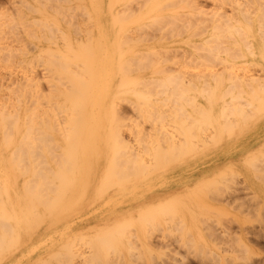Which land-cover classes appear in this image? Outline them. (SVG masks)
I'll use <instances>...</instances> for the list:
<instances>
[{"label": "rangeland", "instance_id": "374dc122", "mask_svg": "<svg viewBox=\"0 0 264 264\" xmlns=\"http://www.w3.org/2000/svg\"><path fill=\"white\" fill-rule=\"evenodd\" d=\"M13 1H15L14 3L17 5H15V4H13L12 2ZM23 1L24 0H0V15H1V17H0V32H1V34H0V37L2 38L3 37V39L0 41V46L1 45H3L4 47H2V48H4V49H2V51H1V49H0V56H3V58H0V85H2V86H0V101H2V99L4 100L3 101V103L2 102H0V105L2 104V106H3V104L4 103H6V100H7V98L8 97H10L13 101H12V103L13 104H11V106H14L15 105V107L16 106H20V103L22 104L21 106H20V108H18L17 107V109L16 110H19V113H17V115H18V117L19 118H23V115L22 114H24V116L27 114H29L30 116H27L26 115V117L25 118H27V120H26V122L27 123H25L24 122V126H27V125H29V126H31L32 124V126H33V132L36 130V135L35 134H33L34 136H35V138H37V137H41V138H43V136H45L44 138H43V140H42V145L44 144H46V143H48V144H46L47 146H41V149L39 148L40 146H37V144H36V142L37 141H39L38 139L37 140H34V141H32V145H34V142H35V146H36V148H35V151H37V149L39 150V151H37L38 153H44L43 154V156H45V157H42V155L41 156H39L42 160L41 161H43V162H41V164L42 165H44L45 163H47V165H50L49 163H48V161L47 160H45V159H43V158H46V156L48 157V154H50V152H51V149L53 148V147H51V146H56V147H54L53 149H52V152H54V153H56V155L57 156H55V154H53L52 155V153L50 154V157L51 156H53V157H49L50 159H51V161H53V160H55L56 162L54 163L55 165L57 164V165H60V162L62 161V159L59 157V154L62 152L61 150L63 149L64 151L67 149V150H69V149H71V148H73L74 147V144L76 143V140H74L75 141V143H72L73 145V147L72 146H68V147H71V148H69L68 149V147L66 146V145H61L62 143H64L65 142V144L68 142L67 140H65V139H69V142L70 141H72L70 138H69V135H71L72 136V132H73V128H71L70 126H72V124H74L75 125V123H76V125L74 126L73 125V127H76L77 125L79 126L78 127V129L80 128V130L82 131L81 132V134L82 135H80V136H82L80 139H81V141H80V139H79V142H81V143H79V145L81 144V145H83L81 148L82 149H84V152L86 153H84V154H82L83 156H81V158L80 157H78L77 158V160H76V164H73V166H71V167H69L68 165V167L69 168H67L68 170L69 169H71L72 167L73 168H75L74 166H76V168L73 170V171H75V173L74 174H70L69 172H68V174L66 175L67 177H65V175L64 174H66V172L68 171L67 169H65V170H67V171H65L64 172V176H62V174L60 173V171L58 170L57 171V169L56 168H58V166L55 168V165H50L51 167H50V169L52 168V170H51V172H53V171H55V173L56 174H58V173H60V174H58L57 176H58V178H60L59 176H62V177H65V180H67V178H73V180H75V181H72V179H70V185L68 186L66 183H64V184H66L67 186H68V190L66 191V195L64 194L63 196H64V198L66 199V196H68V199H66L67 200V203H68V200H69V203L68 204H66V200H65V202L64 201H62V200H60V201H62L61 202V204L60 205H62V203L64 202V204H63V207H64V205H65V208H59L58 210H61L62 211V213H61V211H59V213H60V215L61 214H63V215H65L66 214V220L68 221V226H71V224H72V222H77V221H79V220H84V219H86L89 215L91 216V215H93V213L94 212H98V211H104V210H98L101 206H102V204H105V203H103V201H110V200H113V199H117V198H120V197H122V196H124V195H126V194H128L127 196H126V199H123L122 200V202H125V203H122L123 205H127V206H130V205H132V206H134V207H137V208H140V207H144V208H146L147 207V209H148V206L149 207H152V208H154V209H152L151 208V210H155V209H157V207H159L160 208V210H157V213H155L154 211H152L153 213H155L152 217H151V220L150 221H148V220H146L145 219V217L143 218L144 220H142V224H144V225H141L140 223V220H138L139 221V226H138V222L136 221V219H134V221L136 222V226H133V225H135V223H134V221H132V223H131V227L129 226V229H130V231H128L127 233H129V234H136V236L138 235L137 233H135L134 231H140V234H139V238L141 239V241H143L144 243L146 242V241H148V243L146 244L147 245V247L150 249H148L147 247V250H145L146 248H139V249H135L134 251H133V255L131 256L132 257V260H133V262H134V264H264V86H262L263 84H264V63H261V62H258V64L255 62V61H250V59H253V58H255V57H259V56H261V55H264V48H263V46H264V32H263V29H264V18H262V16L261 15H264V9H262V10H259V9H257V8H260L259 6H260V4H262V6L264 7V5H263V3H260V4H258V2H262V0H256V2H254V0H251V2H250V0H248L249 1V3H251L250 4V7L248 6V4L246 5V3H244L245 2V0H237V2H236V0H225V1H220V0H217V1H215V0H212V2H211V0H197V2L198 3H203L204 4V6H203V8H197V6H199V5H196V6H194V3L196 4V0L195 1H193V0H111L112 1V3H109L110 2V0L108 1V0H51V1H49V0H47V2H46V0H25L24 1V3H23ZM27 1V2H26ZM35 1V2H34ZM48 1H49V3H48ZM66 1H67V4H66ZM118 1V2H117ZM188 1V2H187ZM231 1H232V3H231ZM240 1V2H239ZM247 0H246V2H248ZM22 2V3H21ZM34 2V3H33ZM43 4H42V3ZM46 2V3H45ZM52 2H54V4H52ZM58 2V3H57ZM69 2V3H68ZM77 2V3H76ZM78 2H80L79 4H78ZM176 2V3H175ZM185 2V3H184ZM193 2V3H192ZM215 2V3H214ZM226 2L227 4H225L224 5V3ZM264 2V1H263ZM26 3H27V6H26ZM30 3H31V6H32V10H31V8L29 9V5H30ZM39 3V4H38ZM50 3H51V5H50ZM56 3V4H55ZM65 3V4H64ZM114 3V4H113ZM191 3V4H190ZM211 3H213V5L211 4ZM223 5L222 7H221V4ZM242 4V6H241V4ZM13 4V5H12ZM23 4V5H22ZM38 4V5H37ZM44 4H47L46 6L44 5ZM58 4V5H57ZM69 4L71 5V6H69ZM76 6H74V5ZM77 4H78V6H77ZM81 4H83V5H81ZM98 4V5H97ZM110 4V5H109ZM216 4H220V6L219 5H216ZM229 4V5H228ZM230 4H232V5H230ZM235 4V5H234ZM237 4V5H236ZM240 4V5H239ZM16 7H15V6ZM44 5V6H43ZM64 5V6H63ZM72 5H73V7H72ZM194 7V9H193V7ZM212 5V6H211ZM214 5H216L215 7H214ZM233 5H234V7H236V9L234 10L233 9ZM245 5L247 6V7H245ZM251 5H253V6H251ZM259 5V6H258ZM12 6V7H11ZM20 6V7H19ZM42 6V7H41ZM53 6V7H52ZM55 6H57V8L55 7ZM82 7V8H80V7ZM132 6V7H131ZM227 6H230L229 8L227 7ZM13 7H15V8H18V9H15V10H13L14 8ZM23 7V8H22ZM24 7H25V9H27L28 11H26L25 9H24ZM60 7H61V9H60ZM65 7V9H64V11H63V8ZM162 7V8H161ZM189 7L191 8V9H189ZM196 7V8H195ZM207 7V8H206ZM208 7H211V8H208ZM214 7V9L212 10V8ZM224 7V8H223ZM242 8V7H244V9L243 10H246L247 12H245V11H242L241 13H239L238 14V12H237V10L239 9V8ZM252 7V8H251ZM253 7H254V9L255 10H253ZM41 8V9H40ZM53 8H55V9H53ZM60 10H59V9ZM66 8H67V11H66ZM70 8V9H69ZM76 8H78V9H76ZM141 8V9H140ZM220 8H222V9H220ZM246 8H251V9H246ZM12 9V10H11ZM20 9V10H19ZM21 9H23V10H21ZM33 9H35V11L33 10ZM37 9V10H36ZM53 9V10H52ZM71 9H73V10H71ZM79 9H81V10H79ZM87 11H86V10ZM110 9V10H109ZM138 9V10H137ZM197 9H198V11H197ZM199 9H200V11H199ZM204 11H203V10ZM209 9V10H208ZM211 9V10H210ZM218 9H220L219 11H220V13L221 12H223L225 9V13L226 14H231V13H235V11H236V14H234L235 15V17H236V15H238L237 17H239V18H237V20H236V18H235V20H236V24H235V21L233 20H231V23H229V25H224V26H221V28L220 27H218V28H212L211 27V25H213L214 24V22H215V18H212V17H214V15H215V13H219V11H218ZM17 10V11H16ZM31 10V11H30ZM115 10H117V11H115ZM209 12L208 14H206L207 12ZM242 9H240V11H241ZM11 11V12H10ZM21 11H24V12H21ZM33 11V12H32ZM40 11V12H39ZM47 11V12H46ZM80 11H82V12H80ZM213 11V12H212ZM233 11V12H232ZM248 11H250V12H248ZM262 11V12H261ZM3 12V13H2ZM7 12H9L8 14H7ZM15 12H16V14H15ZM18 12V13H17ZM35 12V13H34ZM38 12V13H37ZM42 12V13H41ZM51 13V14H49V13ZM62 12V13H61ZM66 13V15L64 14V13ZM87 12V13H86ZM203 12V13H202ZM206 12V13H205ZM230 12V13H229ZM6 13V14H5ZM20 13V14H19ZM25 13H27V14H25ZM29 13V14H28ZM55 13H57V14H55ZM61 13V14H60ZM86 13V14H85ZM118 13H119V16H118ZM212 13V14H211ZM213 13H214V15H213ZM219 13V14H220ZM224 13V14H225ZM245 13V14H244ZM249 13V14H248ZM4 14V15H3ZM13 14V15H12ZM17 14H19V16L17 15ZM22 14V15H21ZM54 14V15H53ZM195 14V15H194ZM198 14V15H197ZM202 14V15H201ZM210 14V15H209ZM241 14V16H239ZM248 15V16H242V15ZM252 14V15H251ZM6 15V16H5ZM11 15V17H7V16H10ZM26 15V16H25ZM42 15H44V16H42ZM51 15V16H50ZM57 15V16H56ZM60 15V16H59ZM77 15V16H76ZM193 15H194V17H193ZM203 15H205V17L203 16ZM217 15V14H216ZM215 15V16H216ZM222 15H223V13H222ZM234 15H232V16H234ZM20 16H22V17H20ZM47 16V17H46ZM76 16V17H75ZM155 16V18H153V17ZM183 16V17H182ZM202 16V17H201ZM207 16H210V17H207ZM220 16L221 15H217V19H216V22H217V20H218V18H220ZM261 16V17H260ZM5 17H7V18H5ZM13 17V18H12ZM15 17V18H14ZM30 17H32L33 18V20H32V18L30 19ZM178 17H180V18H178ZM187 17V18H186ZM193 17V18H192ZM196 17H198V18H196ZM242 17V18H241ZM246 17H250V18H246ZM260 18V20H259V18ZM264 17V16H263ZM2 18V19H1ZM11 18V19H10ZM18 18V19H17ZM51 18V19H50ZM153 18V19H152ZM210 18H211V20H210ZM234 18V17H233ZM243 18H244V20H243ZM4 19V20H3ZM12 21H10V20ZM35 19H37V20H35ZM42 21H40V20ZM50 19V20H49ZM118 19V20H117ZM155 19V20H154ZM169 19H171L170 21H169ZM176 19V20H175ZM184 19V20H183ZM191 19V20H190ZM204 19V20H203ZM206 19H207V21H206ZM246 19V20H245ZM257 19V20H256ZM261 19H262V21H261ZM8 20H9V22H8ZM20 21V23H19V21ZM30 20V21H29ZM175 20V21H174ZM182 21V23H181V21ZM201 22L200 24H199V22ZM211 22H210V21ZM214 22H213V21ZM249 20V21H248ZM5 21H6V23H8L9 24V26L11 27H9L8 26V24H6L5 23ZM17 21V22H16ZM22 21V22H21ZM46 21H47V23H46ZM52 21V22H51ZM56 21V22H55ZM82 21V22H81ZM115 21V22H114ZM116 21H119V22H116ZM123 23H122V22ZM178 21H180L179 23H177ZM187 21V22H186ZM188 21H190V23L191 24H195L193 21H196V22H198V23H196L197 25L199 24L201 27H203L204 26V28H206L205 26H207V23L209 24V22H210V24L208 25V27L206 28V29H204V28H202L203 29V32H202V29L201 30H199V27L200 26H197V25H194V26H191L192 28H190V23H188ZM204 21V22H203ZM206 21V22H205ZM251 21V22H250ZM260 21L261 23L259 24L260 25V28H261V30L259 29V25H257L258 24V22ZM28 23V24H30V25H25L26 23ZM50 22L51 23H53V25L52 24H50ZM71 22H75L74 23V25H71L70 23ZM79 22V23H78ZM89 22V23H88ZM174 22V23H173ZM176 22V23H175ZM186 22V23H185ZM202 22L204 23V24H202ZM216 22H215V24H216ZM250 22V23H249ZM5 23V24H4ZM14 23H15V25H14ZM22 23V24H21ZM36 23V24H35ZM44 23V24H43ZM46 23V24H45ZM55 23V24H54ZM72 23V24H73ZM81 23H82V25H81ZM162 23V24H161ZM172 23V24H171ZM188 23V25H187V29H186V24ZM4 24V25H3ZM16 24H18V26L16 25ZM24 24V25H23ZM41 24V25H40ZM49 24V25H48ZM57 24V25H56ZM75 24H77V25H75ZM174 24H175V26H174ZM178 25V29H177V25ZM183 24L185 25V26H183ZM202 24V25H201ZM214 24V25H215ZM232 24V25H231ZM250 24V25H249ZM7 25V26H6ZM14 27V29H16V31L18 32L17 34H16V31L15 32H13V28H12V26ZM58 26V28H57V30L55 31L54 30V28H55V26ZM86 25V26H85ZM89 25V26H88ZM171 25H172V27H171ZM180 25V26H179ZM5 26H6V28L8 29H6L5 28ZM24 26H30V27H24ZM34 26V27H33ZM37 26V27H36ZM43 27L44 29H42L41 27ZM54 28H53V27ZM67 26V27H66ZM69 26H72L73 27V31L71 30L72 28H70ZM78 26H79V28H78ZM121 26V27H120ZM195 26H196V28H195ZM230 26V27H229ZM236 27L237 26V28H235L234 30L236 31V30H239L240 32H241V34H240V32L239 31H234L233 30V27ZM246 26V27H245ZM248 26H250V27H248ZM23 27V28H22ZM49 29H48V28ZM120 27V28H119ZM161 27V28H160ZM170 27H171V29L173 28V32H175V33H172V30L170 29ZM176 27V28H175ZM183 27V28H182ZM215 27V26H214ZM226 27V29H224V28ZM228 27V28H227ZM241 28V30L240 29H238V28ZM258 27V28H257ZM36 28V29H35ZM41 28V29H40ZM64 28V29H63ZM67 28V29H66ZM118 28V29H117ZM165 28H169V29H166L165 31H168V33H170L169 35H173L172 37L171 36H169L168 34H167V32H166V34L165 33H161L162 32V30H164ZM183 29V32H182V29ZM248 28H250V29H248ZM263 28V29H262ZM1 29H4V30H1ZM12 29V30H11ZM21 29H23V30H21ZM33 29V30H32ZM46 29H47V31H46ZM61 31H60V30ZM79 29H82V31L85 29V31H86V33L83 31V32H81V30H79ZM87 29V30H86ZM184 29H186V30H184ZM211 29V30H210ZM224 29V30H223ZM228 29H229V31H228ZM7 30V31H6ZM29 30H31V31H33V32H36V33H33V32H29ZM51 30V31H50ZM54 32H53V31ZM60 32H59V31ZM78 30V31H77ZM89 30V31H88ZM169 30H170V32H169ZM180 30V31H179ZM188 30V31H187ZM194 30H195V33L193 34V32H194ZM197 30V31H196ZM212 30H213V32H215L214 34H212ZM258 30H260V31H258ZM5 31V32H4ZM9 31H11L10 33H9ZM24 31H26V33L24 32ZM28 31V32H27ZM64 31V32H63ZM77 32L75 35L72 33V32ZM129 31H132V32H129ZM158 31V32H157ZM160 31V32H159ZM187 31V32H186ZM202 33H201V32ZM217 31H220V32H218L219 34H220V37H219V34L218 33H216ZM232 31V32H231ZM233 31H234V33H233ZM3 32H4V34H3ZM6 32H7V35H6ZM21 32V33H20ZM24 32V33H23ZM49 32H51L50 34H48ZM57 32V33H56ZM66 33V34H64V35H60V34H63V33ZM80 32H81V34H80ZM91 32V33H90ZM138 32V33H137ZM182 32V33H181ZM239 33L238 35L236 34V33ZM246 34V36H245V34ZM257 32V33H256ZM15 33V34H14ZM30 33V34H29ZM42 33V34H41ZM44 33V34H43ZM55 35H54V34ZM79 33V34H78ZM128 33H129V36H128ZM148 33V34H147ZM160 33H161V35H160ZM197 33V35H195ZM230 33H232V34H230ZM260 33V34H259ZM18 34H20V36H19V39L20 40H18ZM27 34H28V36H27ZM34 34V35H33ZM53 34V35H52ZM59 34V35H58ZM67 34L69 35V39H70V41L66 38V36H67ZM131 34V35H130ZM154 34H156V35H154ZM175 34V35H174ZM210 34H212V35H210ZM226 35L224 38H223V36L222 35ZM252 34V35H251ZM254 34H256V35H254ZM262 34H263V36H262ZM44 35V37H42ZM133 35V36H132ZM165 35V36H164ZM250 35V36H249ZM27 36V37H26ZM50 37V38H48V37ZM55 36V37H54ZM63 36L65 37L64 38V40H62L63 39ZM73 36V37H72ZM90 36V37H89ZM136 38H135V37ZM139 36V37H138ZM144 37L145 38V40L142 38V37ZM148 36V38H146ZM154 37V38H152V37ZM215 36V38L214 39H212L213 37ZM218 38H217V37ZM229 36V37H228ZM245 36V37H244ZM248 36H249V38H248ZM262 38H261V37ZM7 37V38H6ZM22 37H24V39H22ZM30 37V38H29ZM34 37V38H33ZM41 37H42V39H41ZM53 37V38H52ZM62 37V39L61 40H59L58 38H61ZM76 37V38H75ZM104 37V38H103ZM167 37V38H166ZM169 37V38H168ZM212 37V38H211ZM223 39H222V38ZM227 37H228V39H227ZM260 37V38H259ZM5 38V39H4ZM13 38H15V39H13ZM32 38V39H31ZM37 38H39V39H37ZM50 39L49 41L48 40H46V39ZM78 38V39H77ZM84 38L86 39V40H84ZM88 38V39H87ZM134 40H133V39ZM161 38V39H160ZM166 38V39H165ZM204 38H206V39H204ZM217 38V39H216ZM219 38H221V40L219 39ZM247 38V39H246ZM54 39H56V46L55 45H52L53 44V42L55 41ZM67 39V40H66ZM74 40V42H73V40ZM80 39H81V41H80ZM132 39V40H131ZM207 39H208V41L210 40V42H211V44H210V42L209 43H207V45H206V43L204 44V41H206V42H208L207 41ZM252 39H254V40H252ZM257 39H259L257 42H255ZM261 39V40H260ZM4 40V41H3ZM6 40V41H5ZM13 40V41H12ZM14 40H15V42H14ZM123 40V41H122ZM215 41L214 43H212V41ZM218 41V43H216L217 41ZM219 40L222 42V44L219 42ZM227 40V41H226ZM243 42H242V41ZM8 41V42H7ZM10 41V42H9ZM21 41V42H20ZM28 41V43H25V42H27ZM50 41H52V42H50ZM66 42V45L63 43V42ZM69 41V44L67 43ZM85 41V42H84ZM99 41V42H98ZM130 41V42H129ZM249 41H250V43H252V44H250L249 43ZM8 44H7V43ZM12 42V43H11ZM19 42V44L17 45V43ZM48 42H49V44H48ZM60 42V43H59ZM80 42H82V44L80 43ZM84 42V43H83ZM244 42H246V44L244 43ZM260 42V43H259ZM2 43V44H1ZM4 43V44H3ZM11 43V44H10ZM13 43H15V44H13ZM25 43V44H24ZM75 43H76V45H75ZM86 43V44H85ZM98 43L100 44V45H98ZM224 43V44H223ZM7 44V45H6ZM10 44V45H9ZM24 44V46H22ZM27 44H28V46H27ZM33 44V46L31 47L30 45H32ZM34 44L36 45L35 47H34ZM60 44H61V46H60ZM67 44H68V48H69V50L67 49ZM83 44L85 45V46H83ZM120 44V45H119ZM204 44V45H203ZM217 44V45H216ZM219 44H221V45H219ZM245 44V45H244ZM248 44H249V46H248ZM15 45V46H14ZM79 45H82V47H84L83 49L82 48H80V46ZM86 45H88L87 47H86ZM193 46L194 48H195V50L196 51H199V52H201V54H202V51L203 52H205V50H206V52L208 53H211L212 54V52H214L213 54L214 55H218V56H220V58H222L223 59V56H224V53L225 54H227L226 52L227 51H229V56L227 57V55H225L226 56V58H227V60H225V61H228V62H232V64H230V63H228L229 64V66H231L230 68H228L232 73H234L235 72V74L237 75V73L239 72L240 74L243 72V71H246L248 74H249V72L251 73V74H254V76H256V75H258V76H260V77H258V76H256L257 77V79H259V78H262V79H260V82L262 83V87L260 86V87H258L257 88V90H252V92H251V90H247V91H245V90H242V89H237V87L235 86V88H234V86H233V88L234 89H229L228 90V92H226V91H224L225 89H224V86H225V84H227L228 82H230V81H228V82H224V80L223 81H218L217 83L216 82H214L215 84H207L208 86H205V87H203V90L201 91V90H198L199 89V87L197 86V88H195V89H192V91L190 90V89H188L187 87H185V89H186V91L184 90V86H186L187 84L186 83H188V82H186V83H184L185 82V80L184 79H186V78H188L189 77V79L191 78V76H195L197 73H199L200 71L203 73V71L206 73L207 71H208V73L210 72V66L212 67V65L213 64H215V62H210V63H212V65L211 64H209V63H207V62H205V61H203L202 62V64L204 65H206V66H208V67H206L205 65H204V67L203 66H201L202 64H201V62L199 63L198 62V64H196V63H190V61H193L192 59H200V53H199V55H197L198 54V52H196L197 54H195V50L193 49V47H190V46ZM204 46V48H203V46ZM206 45V46H205ZM211 45V46H210ZM214 46V48H213V46ZM218 45L219 46H221L220 48H218ZM252 45V46H251ZM8 46V47H7ZM22 46V48H21V50H20V47ZM26 46V48H27V50H25L26 48H24ZM40 46V47H39ZM48 46V47H47ZM70 46V47H69ZM79 46V47H78ZM224 46V47H223ZM227 46V47H226ZM233 46V47H232ZM253 46H256V49H254L253 48ZM7 47V48H6ZM57 47H58V49H57ZM71 47H73V48H71ZM89 47V48H88ZM204 49V50H202V48ZM206 47H208V48H206ZM211 49H213V50H215V51H210V48ZM217 47V48H216ZM8 48H10V50H12L11 52L13 53L11 56H9L8 55V51H9V54H10V50H8ZM13 48V49H12ZM16 48H19L18 50H15ZM39 48V49H38ZM41 48H43V50L41 49ZM66 50H65V49ZM86 48V50L84 51V49ZM101 48V49H100ZM170 48H171V50H170ZM175 48H177L176 50H177V52H179V53H177V55H176V50H175ZM178 48H179V50H178ZM181 48V49H180ZM222 48H224V49H222ZM225 48H226V50H225ZM231 48V49H230ZM24 49V50H23ZM50 49V51H48V50ZM64 49V50H63ZM132 49V50H131ZM153 49H155V50H153ZM163 49H165L166 50V52H165V50H163ZM182 49H184V51H182ZM220 49V50H219ZM229 49V50H228ZM233 49V50H232ZM249 49V50H248ZM20 50V51H19ZM40 50V52L41 53H39L38 51ZM47 50V51H46ZM53 50V51H52ZM58 50V51H57ZM90 50V51H89ZM101 50V51H100ZM120 50V51H119ZM130 50V51H129ZM149 50H151V51H149ZM159 50V51H158ZM173 50H175V51H173ZM185 50H187L186 51V53L187 54H185L184 52H185ZM207 50H209V51H207ZM222 50H225V51H223V52H221ZM234 51V52H232V51ZM238 50V51H237ZM240 50V51H239ZM252 50V51H251ZM253 50L255 51V53L257 54L256 56H251L250 57V59L249 60H247L246 58H242V55L241 54H243V51L245 52V53H251V52H253ZM22 52V53H18V52ZM68 51V52H67ZM73 51H77V53H78V55H77V53L75 52V53H73ZM89 51V52H88ZM132 52V54L135 52V54H131V53H129V52ZM154 51H156V52H154ZM170 51V52H169ZM182 51V52H181ZM219 51V52H218ZM251 51V52H250ZM2 52L4 53V52H7V55H6V53L5 54H2ZM15 52L17 53V55L15 54ZM24 52V53H23ZM25 52H26V54H25ZM44 52V53H43ZM54 53V54H52V53ZM58 52H59V54H58ZM64 52H67L66 54H62V53H64ZM87 52H88V54H90V55H88L87 54ZM125 52V53H124ZM137 52H139V53H137ZM145 52V53H144ZM206 52H205V54L204 55H207L206 54ZM217 52V53H216ZM230 52L234 55V53H235V57H237V58H233V56H230V55H232V54H230ZM237 52V53H236ZM30 53V54H29ZM37 53H39L38 54V56H37ZM52 55H51V54ZM69 53H71V54H69ZM84 53V54H83ZM151 53V54H150ZM156 53V54H155ZM158 53V54H157ZM172 53V54H171ZM173 53H175V56L176 57H174V54ZM183 54V56H185L186 55V57H183L181 54ZM240 53V54H239ZM15 54V55H14ZM25 56H24V55ZM35 54V55H34ZM41 54H42V56H41ZM46 54H48V55H46ZM55 54L57 55V56H55ZM61 54V55H60ZM67 54H69L70 56H71V58H70V56H68ZM131 54V55H130ZM138 54H140V55H138ZM154 56H153V55ZM170 54V55H169ZM185 54V55H184ZM192 56H194V58L192 57V59L191 60H189V58L191 57V55ZM212 54V55H213ZM239 54V55H238ZM4 55H6V56H4ZM22 55V56H21ZM34 55V56H33ZM46 55V56H45ZM49 55H51V57H53V58H55V60L53 59V58H51ZM54 55V56H53ZM63 55V57L64 58H66L67 57V59H69V60H72V61H70L71 63L70 64H68L67 62L69 61V60H64L61 56ZM65 55V56H64ZM74 55V56H73ZM77 55V56H76ZM137 55V56H136ZM146 55V56H145ZM167 55V56H166ZM187 55H189L188 57H187ZM239 57H238V56ZM240 55H241V58H240ZM16 56V57H15ZM77 58H76V57ZM87 56V57H86ZM131 57V58H127V57ZM139 56V57H138ZM143 56V57H142ZM148 56V57H147ZM158 56V57H157ZM180 57V59H179V57ZM198 58H197V57ZM208 56V55H207ZM10 57H11V59L13 60V61H9L10 60ZM13 57L15 58V59H13ZM23 57V58H22ZM26 57V58H25ZM36 57V58H35ZM46 57V58H45ZM56 57H58V60L60 61L61 60V58H62V60L60 61V63H59V61H58V63H57V58ZM59 57H61L60 59H59ZM69 57V58H68ZM74 57V58H73ZM80 57H83V58H80ZM120 57V58H119ZM166 57L167 58H169V60L168 59H166ZM170 57H171V59H170ZM186 58V59H183V58ZM233 59H232V58ZM5 58V59H4ZM9 58V59H8ZM25 58V59H24ZM32 58V59H31ZM48 58V59H47ZM51 58V59H50ZM132 58H135V59H133V61H132ZM137 58H139V62H138V60H137ZM162 58H163V60H162ZM172 58H174L173 60H172ZM188 58V59H187ZM219 58V59H220ZM4 59V60H3ZM18 59H20V60H18ZM29 61H28V60ZM54 60L53 62L51 61V60ZM89 59V60H88ZM119 59V60H118ZM123 59H125V61H127V62H125L126 63V65L124 64V60ZM131 59V60H130ZM143 61H142V60ZM144 59H147V61H145ZM151 59V60H150ZM165 59V60H164ZM176 59V60H175ZM194 59V60H195ZM218 59V60H219ZM1 60H3L4 62H7V64L6 65H4V62L3 61H1ZM27 60V61H26ZM78 60V61H77ZM92 60V61H91ZM181 63H179L178 61ZM183 62H182V61ZM187 60H189V61H187ZM221 60V59H220ZM15 61H17V62H15ZM21 61V62H20ZM24 61V62H23ZM50 61V62H49ZM84 62V61H86V62H84V63H79V62ZM120 61H121V63L123 64V66H122V64H120ZM159 62V64H156V63H158ZM174 61V62H173ZM185 61H187V62H185ZM196 61H198V60H196ZM195 61V62H196ZM223 61H224V59H223ZM3 62V63H2ZM8 62H10V64L8 63ZM13 62V63H12ZM30 62V63H29ZM36 62V63H35ZM40 62H42V63H40ZM44 62V63H43ZM62 62V63H61ZM64 62H66V63H64ZM130 62H132V64L130 63ZM134 62V63H133ZM188 62H189V64H188ZM194 62V61H193ZM219 62H221V64L219 63ZM243 62H245V63H243ZM249 62V64H247ZM251 62V63H250ZM254 62L257 64H254ZM15 63V64H14ZM30 65H29V64ZM48 64V65H45V64ZM49 63H51L50 65H49ZM54 63H57V64H54ZM64 63V64H63ZM73 63V64H72ZM76 63V65H78L79 66V64L81 65V66H76L75 68H73V67H71V66H73L74 64ZM79 63V64H78ZM86 63V64H85ZM90 63V64H89ZM138 63V67H142V68H144V70H142V68L141 69H138L137 68V66H135L136 64ZM148 63H151V65L150 64H148ZM183 63V64H182ZM186 63V64H185ZM216 63H218V64H215V67H214V69L216 70L217 69V71L218 70H222V61H218V62H216ZM235 63V64H234ZM2 64V65H1ZM11 64H14L13 66L11 65ZM19 64H20V66H19ZM32 64V65H31ZM52 64H53V66L54 67H52ZM60 65V66H57V65ZM63 64V65H62ZM66 64V65H65ZM83 64H85V65H83ZM89 64V65H88ZM91 64H93V65H91ZM130 64V66H128ZM153 64V65H152ZM193 64L195 65V66H193ZM199 64H201L200 66H199ZM209 64V65H208ZM226 64V62L224 63L223 62V67H224V65ZM240 64V65H239ZM251 64V65H250ZM254 64V65H253ZM17 66V68H16V66ZM44 65V66H43ZM85 66L84 68L85 69H81V68H83V66ZM121 65V66H120ZM141 65V66H140ZM149 67H148V66ZM155 65V66H154ZM170 65H172V66H170ZM178 65V66H177ZM186 65H187V67H186ZM188 65H190V66H188ZM220 65V66H219ZM245 67H243V66ZM249 65V66H248ZM260 65V66H259ZM1 66H3V67H1ZM6 66H8V67H6ZM10 66V67H9ZM42 66V67H41ZM64 67V68H62V69H60V67ZM70 66V67H69ZM88 66H91V67H88ZM133 66V67H132ZM144 66H146V68L144 67ZM153 66V67H152ZM175 66H177L178 68H176ZM180 66V67H179ZM199 68H198V67ZM214 66V65H213ZM234 66H235V68H237L238 66V70L237 69H235L234 68ZM240 66H242V67H240ZM255 66V67H254ZM257 66V67H256ZM21 68V69H19V68ZM24 67H25V71H27V72H25L24 71ZM33 67V68H32ZM47 67H48V69H47ZM51 67V68H50ZM118 67V68H117ZM127 69H126V68ZM168 67H169V70H168ZM171 67H172V69H171ZM184 67H185V69H184ZM232 67L234 68V70L232 69ZM5 68H6V70H5ZM12 70H11V69ZM22 68H23V70H22ZM30 68V69H29ZM44 68V69H43ZM68 68V69H67ZM80 70H79V69ZM91 68V69H90ZM137 68V69H136ZM154 68V69H153ZM159 68V69H158ZM180 68H181V71H180ZM195 68V69H194ZM202 68H204V69H202ZM208 68V69H207ZM239 68H241V69H239ZM248 68V69H247ZM255 68H256V70H255ZM47 71H46V70ZM65 69H67L68 70V72L65 70ZM71 69V70H70ZM74 69H76V70H74ZM78 69V70H77ZM88 69H90V70H88ZM118 69V70H117ZM131 69V70H130ZM135 69H136V71H135ZM157 69V70H156ZM163 69L164 71L165 70H168V71H165L166 73H164V71H161V70ZM179 69V70H178ZM188 69V70H187ZM193 71H192V70ZM198 69V70H197ZM207 69V70H206ZM213 68H212V70H214ZM245 69V70H244ZM253 69V70H252ZM259 69V70H258ZM10 70V71H9ZM14 70V71H13ZM22 70V71H21ZM31 70H33V71H31ZM43 70V71H42ZM51 70H53V72L51 71ZM58 70V71H57ZM84 70V71H83ZM88 70V71H87ZM94 70V71H93ZM134 70V71H133ZM138 70V71H137ZM154 70H156L157 72L156 73H153L154 72ZM173 70V71H172ZM174 70H176L177 71V73L174 71ZM185 70V71H184ZM196 70V71H195ZM237 71V73H236V71ZM241 70V71H240ZM250 70V71H249ZM252 70V71H251ZM261 70V71H260ZM9 71V72H8ZM30 71L32 72V73H30ZM43 73H42V72ZM45 71V72H44ZM48 71H50V72H48ZM74 71V72H73ZM79 73H78V72ZM86 71V72H85ZM92 71V72H91ZM122 71V72H121ZM124 71L126 72V73H124ZM130 71H132V72H130ZM160 71H161V73H162V76H161V74H160ZM179 71V72H178ZM186 71H188V73L186 74ZM190 71V72H189ZM234 71V72H233ZM256 71V72H255ZM49 74H48V73ZM64 72V73H63ZM71 72H73V73H75V74H79L78 75V80H74V78L76 79L77 78V75H75L76 77H74V76H72V74H71ZM83 72V73H82ZM103 72V73H102ZM129 72V73H128ZM136 72V73H135ZM140 72V73H139ZM151 72V73H150ZM168 72V73H167ZM171 72H173V73H171ZM181 72V73H180ZM184 74H183V73ZM196 72V73H195ZM245 72V73H246ZM259 72V73H258ZM8 73H10V74H8ZM38 73V74H37ZM40 73V74H39ZM45 73H47L46 75H45ZM67 73H69V74H71V75H69V74H67ZM85 73H88V75L87 74H85ZM121 74L122 75V73L124 74V75H126V77L128 76V78L126 79L125 77H124V75H119L118 76V74ZM175 73V74H174ZM195 73V74H194ZM202 73H199V74H202ZM205 73H203V74H205ZM207 73V74H208ZM239 73H238V75H239ZM244 73V72H243ZM262 73V74H261ZM7 74H8V77H7ZM13 74V75H12ZM22 74H23V76H22ZM26 74V75H25ZM37 74V75H36ZM44 74V75H43ZM61 74L63 75L62 77H64V78H62L61 77ZM81 74H83V75H81ZM90 74V75H89ZM97 74V75H96ZM169 74H170V76H169ZM174 74V77L172 76ZM177 74V75H176ZM180 74V75H179ZM193 74V75H192ZM198 74V75H199ZM260 74V75H259ZM2 75V76H1ZM15 75V76H14ZM24 75H25V77H28V75H30L28 78H25L24 77ZM34 75H36L35 77H34ZM41 77H40V76ZM43 75V76H42ZM54 75V76H53ZM56 75V76H55ZM65 75V76H64ZM92 75V76H91ZM100 75V76H99ZM164 75H167V76H164ZM184 77H183V76ZM226 77H227V79L228 78H231L230 76H228V75H226V74H224ZM261 75H262V77H261ZM10 76V77H9ZM11 76H12V78H11ZM19 76V77H18ZM48 76V77H47ZM53 76V77H52ZM69 76H71V77H69ZM84 76H86L87 78H85ZM89 76H91V78H89ZM95 76V77H94ZM121 76V77H120ZM129 76H130V78H129ZM131 76H133V78L134 79H132V77ZM165 78H164V77ZM177 76H179V77H177ZM181 76H182V78H183V84L181 85V80H182V78H181ZM233 76H234V74H233ZM241 76V75H240ZM253 76V77H254ZM43 77V78H42ZM47 79H46V78ZM56 77V78H55ZM58 77V78H57ZM79 77H80V79L81 78H84V79H82L81 81H80V79H79ZM122 77H124L123 79H122ZM167 77V78H166ZM176 77L178 78V79H176ZM186 77V78H185ZM3 78V79H2ZM9 78V79H8ZM11 78V79H10ZM17 78V79H16ZM21 78V79H20ZM24 78V80L25 79H27V84H26V82H25V84H24V80H22ZM31 78V80L33 79L34 80V78H36L35 80V82L34 81H32L33 83L32 84H30V87H29V85H28V83H29V81H31V80H29ZM45 78V79H44ZM100 78V79H99ZM148 78H150V80H147ZM153 78V79H152ZM157 78H158V80H157ZM160 78V79H159ZM180 78H181V80H180ZM255 78V77H254ZM5 79V80H4ZM13 79V80H12ZM18 79H20V81H21V83L22 84H24V85H21V83H20V81L18 80ZM38 79V80H37ZM44 79V80H43ZM52 79V80H51ZM66 79V80H65ZM131 80V83H130V80ZM164 79V80H163ZM7 80V81H6ZM8 80H9V83H7L8 82ZM29 80V81H28ZM41 80V81H40ZM65 81V82H63V81ZM84 80V81H83ZM87 80H92V81H88V84H87ZM125 80V81H124ZM140 80H143V81H140ZM145 80V81H144ZM147 80V81H146ZM153 80H155V82H152ZM167 80V81H166ZM170 80V81H169ZM49 81V82H48ZM81 83H80V82ZM86 81V82H85ZM117 81H118V83H117ZM140 83H139V82ZM156 81H158L159 82V84L156 82ZM175 81H177V82H179V83H177V82H175ZM187 81H188V79H187ZM226 81V80H225ZM15 82V83H14ZM16 82L18 83H20V84H16ZM37 82H41L40 84L39 83H37ZM46 82V83H45ZM51 82H53V83H51ZM63 82V83H62ZM78 82V83H77ZM82 82H85L88 86H85L86 84L84 83V86H82L83 88V92H84V90H85V92L84 93H87V94H85L84 95V93L83 92H81V91H76L75 89L77 88V87H79L80 89H81V85L80 86H78L79 84H82L83 85V83ZM100 82V83H99ZM121 82H123V84L121 83ZM150 82V83H149ZM166 82V83H165ZM168 82H169V84H168ZM175 82V85L177 86L178 84H180V85H178L179 87V89L176 91L175 89H177V87H175V85L173 84V83ZM2 83V84H1ZM5 83V84H4ZM12 83H13V85H15V86H13L12 85ZM50 84L49 86H48V84ZM61 83V84H60ZM66 83H68V84H66ZM74 83V84H73ZM75 83L77 84V85H75ZM117 83V84H116ZM128 83H129V85H128ZM145 83H147V84H145ZM152 83V84H151ZM156 83V84H155ZM177 83V84H176ZM60 84V85H59ZM72 84V85H75L76 86V88H75V86L73 87V89L72 90H70L72 87L70 86V85ZM120 84H121V86H120ZM154 84L156 85V87H154ZM164 86V87H162V85ZM186 84V85H185ZM5 85V86H4ZM10 85H12V86H10ZM19 85H21V86H24L23 87V89L25 88V90H23L22 88H21V86H19ZM34 85V86H33ZM57 85H59V87L57 86ZM92 85H94V86H92ZM124 85V86H123ZM152 85V86H151ZM169 85V86H168ZM184 85V86H183ZM212 85V86H211ZM219 85V86H218ZM3 86L5 87V88H3ZM18 86V87H17ZM26 86V87H25ZM38 86H39V89H38ZM63 86V87H62ZM66 86H68V88H69V90H67L65 87ZM101 86V87H100ZM146 86H149V88L148 87H146ZM174 86V87H173ZM181 86H183L182 88H181ZM188 87H192V88H194L195 87V85H190V83H189V85H187ZM194 86V87H193ZM215 86V87H214ZM6 87L7 88H9V89H6ZM14 87H15V89H14ZM17 87V88H16ZM19 87H20V89H22V91H21V93H20V90H18V93H15V92H17V89H19ZM29 87V88H28ZM32 87V88H31ZM33 87H37V88H35V90H33L34 88ZM48 87V88H47ZM88 87V88H87ZM94 87V88H93ZM133 89H131V88ZM135 87V88H134ZM153 87H154V90H156V92H154V90H152L153 89ZM158 87H159V89H158ZM164 89H162V88ZM173 89H172V88ZM3 88V89H2ZM53 88H55V89H53ZM75 88V89H74ZM117 88V89H116ZM151 88V89H150ZM206 88V89H205ZM215 88V89H214ZM240 88V87H239ZM10 89H12V90H10ZM51 89V90H50ZM88 89V90H87ZM142 89V90H141ZM150 89V90H149ZM197 89V90H196ZM210 89H212V90H210ZM228 89V88H227ZM226 89V90H227ZM5 92H4V91ZM8 90V91H7ZM37 90H38V92H37ZM47 90L49 91V92H47ZM57 92H56V91ZM62 90V91H61ZM73 90H75L74 92H73ZM131 90V91H130ZM135 90V91H134ZM147 90H149V91H147ZM152 90V91H151ZM189 90V91H188ZM243 92H242V91ZM261 90H263L262 92H261ZM10 91V92H9ZM35 91V92H34ZM44 91H45V93H44ZM51 91H52V93H51ZM53 91H54V93H53ZM65 91V92H64ZM120 91V92H119ZM183 91H184V93H183ZM197 91H200V93L198 92V93H196ZM209 91H210V93H209ZM224 91V92H223ZM245 91V92H244ZM2 92V93H1ZM4 92V93H3ZM8 92V93H7ZM14 92V93H13ZM25 92L27 93V94H25ZM39 94V96H38V94ZM41 92V93H40ZM56 92V93H55ZM71 92H72V94H71ZM83 93L82 95H84V96H82V95H80V93ZM121 92H123V93H121ZM128 92V93H127ZM134 92V93H133ZM151 92H153V93H151ZM162 92V93H161ZM213 92V93H212ZM13 93V95H9V94H12ZM20 93V94H19ZM23 93V94H22ZM30 93V94H29ZM53 94L52 96H50V95H47V94ZM68 93V94H67ZM70 93V94H69ZM75 93H78V94H75ZM94 93V94H93ZM117 93V94H116ZM121 93V96L119 95V94ZM133 93V94H132ZM138 93V94H137ZM147 93V94H146ZM155 93V94H154ZM212 93V94H211ZM221 93V94H220ZM5 94V95H4ZM26 95V98H25V95ZM33 94V95H32ZM35 94H37L36 96H35ZM43 94V95H42ZM55 94H57V96L55 95ZM64 94V95H63ZM67 94V95H66ZM122 94L124 95L125 94V96H126V98H124L123 96H122ZM129 94V95H128ZM130 94H131V96H130ZM166 94V95H165ZM197 94V95H196ZM230 94H236L237 96L236 97H234V98H237V99H239V98H241V100L243 101V102H241V100L239 99L238 101H240L241 103L239 104V103H236L237 105H235V108H240L241 109V111H240V109L238 110V109H236V110H238V113L236 114V113H234V112H237V111H235L234 109V107H229L228 108V106H229V104H228V102L227 101H229V99H230V102H232V101H234V100H237V99H234L233 98V96H229ZM2 95V96H1ZM16 95H18V96H16ZM30 95H31V97L32 98H34V100L33 99H30ZM47 96V97H45V96ZM71 95H74V96H71ZM76 95V96H75ZM115 95H118L119 97H121L120 99H119V97L118 98H116L115 97ZM128 95V96H127ZM134 95V96H133ZM136 95V96H135ZM140 95V96H139ZM142 95H144V96H142ZM150 97H149V96ZM206 95H208V96H206ZM223 95V96H222ZM226 95H227V97H226ZM238 95H242L241 97L239 96L238 97ZM7 96V97H6ZM13 96V97H12ZM15 96V97H14ZM21 96V97H20ZM44 96V97H43ZM67 96V97H66ZM69 96V97H68ZM70 96H71V98H70ZM80 97L81 96V98L83 97V99H80V102L81 103H83V105H81V103H80V107H79V98L78 97ZM229 96V97H228ZM6 97V98H5ZM39 97V98H38ZM41 97V98H40ZM57 97H58V99H57ZM65 97V98H64ZM74 97V98H73ZM77 97V100L75 99ZM113 97L115 98V99H113ZM135 97H138V98H136V100L134 101V99H135ZM144 97H147V98H144ZM206 99H205V98ZM231 97H232V99H231ZM10 98H9V101H7V102H10L11 100H10ZM17 98V100L16 101H14L15 99ZM20 98V99H19ZM22 98V99H21ZM28 98H29V100H28ZM90 98V99H89ZM142 98V99H141ZM25 99V101L27 102V104H26V102L23 104V100ZM37 99H39V100H37ZM41 99V100H40ZM47 99H49L50 100V104H47L46 102H48L49 103V100H47ZM61 99V100H60ZM71 99V100H70ZM85 99V102L84 101H82V100H84ZM117 99V100H116ZM120 101H119V100ZM125 99H129V100H132L130 103L131 104H129L128 103V100H126L125 101ZM149 99V100H148ZM174 99V100H173ZM207 99H208V101H207ZM224 99V100H223ZM36 100V101H35ZM52 100V101H51ZM65 100V101H64ZM68 100V101H67ZM70 100V101H69ZM78 101L77 103H76V101ZM111 100V101H110ZM123 100V101H122ZM140 100V101H139ZM144 100V101H143ZM177 100V101H176ZM180 100H182V101H180ZM227 100V101H226ZM28 101H29V103L30 102H32V103H30V104H28ZM34 101V102H33ZM38 101V102H37ZM41 101H43V102H41ZM46 101V102H45ZM54 101V102H53ZM57 101H59V102H57ZM64 101V102H63ZM67 101V102H66ZM74 101H75V106H74ZM112 101H114V102H112ZM119 101V102H118ZM136 103H134V102ZM138 101V102H137ZM143 101V102H142ZM149 101V102H148ZM160 101V102H159ZM171 101V102H170ZM174 101H176V102H174ZM180 101V102H179ZM224 101H226V103L228 104V105H226V103L224 102ZM246 101H248V102H250V104L248 103V102H246ZM37 102V103H36ZM40 102V103H39ZM57 102V103H56ZM73 102V104H71ZM111 102V103H110ZM127 102V103H126ZM141 102V103H140ZM154 103V105H153V103ZM197 102H198V105H197ZM221 102V103H220ZM11 103V102H10ZM16 103H19L18 105L16 104ZM42 103V104H41ZM44 103H46V104H44ZM59 103H62V104H59ZM65 103V104H64ZM114 103H117V104H115V105H118L117 107H114ZM133 103H134V105H136V108H133L132 109V107L134 106L133 105ZM145 103V104H144ZM148 103V104H147ZM150 103H152V104H150ZM162 103V105H160ZM178 103V104H177ZM184 103V104H183ZM195 103H196V106H195ZM204 103H205V105H204ZM207 103V104H206ZM211 103V104H210ZM220 103V104H219ZM251 103L253 104V105H251ZM25 104L27 105V107H28V105L29 106H31V107H33V108H31V107H26V108H24L23 106H25ZM40 104V105H39ZM54 104V105H53ZM70 104V105H69ZM76 104H78V107L76 106ZM113 104V105H112ZM151 105V106H153V108H151V106H148V105ZM155 104H156V106H155ZM177 104V105H176ZM181 104H183V106L181 105ZM187 104V105H186ZM223 104L225 105V106H227V108L225 107V106H223ZM246 104V105H245ZM5 105V104H4ZM33 105V106H32ZM37 107H36V106ZM43 105L45 106V107H43ZM53 105V106H52ZM58 105H61V106H59L58 107ZM63 105H65V106H63ZM133 105V106H132ZM145 105H147L146 106V108H145ZM171 105H172V107H171ZM173 105H175V106H173ZM200 105H201V107H200ZM0 106V109L2 108H5V107H10L9 109H10V111H11V106H8V105H5V107L3 106ZM40 106V107H39ZM41 106H42V109H41ZM74 106V107H73ZM81 106H82V108H81ZM112 106V107H111ZM141 106H142V108H144V110L142 111V108H141ZM181 108H180V107ZM202 106H204L203 108L204 109H206L208 106L210 107V108H212V111H215V112H212L211 113V109H209L210 110V114L207 112V113H205V114H208L207 115V118L208 117H210V115L212 116V117H210V119L212 120L213 119V123L212 122H210L209 123V119L208 120H206V119H204V118H206V117H204L203 118V115H202V112H201V114L199 115V113H198V111L200 112V111H203L204 109L202 108ZM221 106H223V107H221ZM231 106H234V105H231ZM22 107H23V109H22ZM46 107H48V108H46ZM56 107V108H55ZM61 107V108H60ZM69 107V108H68ZM130 107V108H129ZM159 107H161V108H159ZM175 107H177L178 109L176 110V108ZM183 107H184V110H182L183 109ZM259 107V108H258ZM43 108H46V109H43ZM55 109L53 112L52 111H49V109L51 110V109ZM60 108V109H59ZM63 108V109H62ZM119 108V109H118ZM165 110H164V109ZM202 108V109H201ZM226 108V109H225ZM232 108H234L233 110L234 111H232L233 112V115H231V110L230 109H232ZM8 108H5V113L4 114H6V111H8L7 110ZM13 109V111H14V108H12ZM24 109H26V111H24ZM29 109L31 110V113L32 114H30L29 112ZM34 109H36V110H34ZM41 109V110H40ZM47 109H48V111H47ZM61 109H62V111H61ZM65 109V110H64ZM66 109H68V111L66 110ZM71 109V110H70ZM73 109V110H72ZM76 109V110H75ZM113 109H115V110H113ZM121 109V110H120ZM138 109V110H137ZM146 109V110H145ZM151 109H153V110H155L156 112H155V114H153V110H152V112H151ZM161 110V112H160V110ZM162 109H163V111H162ZM169 109V110H168ZM182 110L185 114H186V116H189L190 118H192L191 120L187 117V118H185L184 116L182 117V115H183V112L182 111H179V110ZM201 109V110H200ZM208 109V108H207ZM214 109V110H213ZM242 109H244V111H247V112H244V113H248L247 115H245L244 113L243 114H240V112L242 113ZM248 109V110H247ZM23 110V112H21ZM46 110V111H45ZM60 110V113L58 112ZM82 110V111H81ZM137 112H136V111ZM147 110H150V111H147ZM221 110H225V112H223L222 113V111ZM256 110V111H255ZM259 110V111H258ZM9 111V112H10ZM27 111H29V112H27ZM37 111H40V112H37ZM56 111V112H55ZM80 111V112H79ZM85 113H84V112ZM90 111V112H89ZM114 111V112H113ZM116 111V112H115ZM123 111V112H122ZM140 111H141V114H140ZM146 111H147V113L149 114V112H151V115H148V114H145L146 113ZM164 111H165V113L167 114H165L164 113ZM167 111V112H166ZM173 112V113H171V112ZM176 111H178L179 113L177 114V112ZM189 112V114H190V111H191V114L190 115H188V113H186V112ZM192 111H194V113H195V111L197 112V113H195L197 116H201L202 115V117H197L196 115H192ZM248 111H250V113L248 112ZM2 112V111H1ZM66 112V113H65ZM69 112H70V114H69ZM71 112H72V115H71ZM75 112H77V113H75ZM112 112V113H111ZM121 112V113H120ZM143 112V113H142ZM170 112V113H169ZM182 112V114H180ZM251 112H254L253 114L251 113ZM257 112H258V115H257ZM260 112V113H259ZM3 113H0V115H2ZM8 113V112H7ZM11 113V112H10ZM10 113H8V115L10 114ZM16 113V112H15ZM21 113V114H20ZM36 113V114H35ZM59 113V114H58ZM79 113H81V114H79ZM90 113H91V115H90ZM95 113V114H94ZM126 113V114H125ZM135 113V114H134ZM164 113V114H163ZM193 113V114H194ZM225 113V114H224ZM12 114H14V112L12 113ZM47 114V115H46ZM50 114V115H49ZM52 114H54V117H52L53 115ZM60 115V116H58V115ZM69 114V115H68ZM73 114H75L74 115V117H73ZM78 114H79V118L77 117L78 116ZM92 114H93V116H92ZM111 114V115H110ZM116 114V115H115ZM130 114V115H129ZM137 114H140V116H143V117H140V118H138L139 116H137ZM157 114H158V116H157ZM160 114V115H159ZM162 114H163V116H162ZM169 114V115H168ZM203 114H204V112H203ZM17 115H16V117H17ZM21 115V116H20ZM63 115V116H62ZM67 115V116H66ZM113 115V116H112ZM121 115V116H120ZM133 115V116H132ZM145 115H148V116H145ZM154 115V116H153ZM178 115H179V117H178ZM191 115H192V117H191ZM227 117H226V116ZM3 116H5V115H3ZM10 116V115H9ZM11 116H13V115H11ZM36 116L39 118V119H37L36 118ZM40 116V117H39ZM57 116H58V118H57ZM66 116V117H65ZM91 116V117H90ZM111 116V117H110ZM116 116V118H114ZM121 118H120V117ZM128 118H127V117ZM151 116H152V118H151ZM169 117L170 118V116H172L170 119H172V120H169V118H167V117ZM194 116H196V117H194ZM14 117V116H13ZM32 117L34 118L33 120H32ZM48 117H50V118H48ZM51 117H52V119H51ZM62 117H64V118H62ZM83 117H84V119H83ZM111 119H110V118ZM131 117V118H130ZM146 117H147V119L148 120H146ZM153 117H155V118H153ZM41 118V119H40ZM43 118V119H42ZM48 118V119H47ZM62 118V119H61ZM94 118V119H93ZM126 118V119H125ZM142 118H145L144 120L142 119ZM157 118H159V119H157ZM163 118V119H162ZM179 118H182V119H179ZM183 118H184V120H189V121H187V122H189V123H187L188 125H186V121H183ZM203 119V120H205L206 122H202V121H200L199 119ZM16 119V118H15ZM15 119H13V120H15ZM45 119H47V120H45ZM64 119V120H63ZM69 119V120H68ZM73 119H76V120H74L73 121ZM79 119V120H78ZM82 119V120H81ZM108 119V120H107ZM122 119V120H121ZM153 119V120H152ZM157 119V120H156ZM196 119H198V121L196 120ZM29 120H30V122H29ZM32 120V121H31ZM42 120H44V121H42ZM54 120V121H53ZM57 120V121H56ZM58 120H59V122H58ZM62 120V123L60 122ZM113 120H115L116 121V123L115 122H113L112 123V121ZM126 120V121H125ZM141 120H143V121H141ZM161 120H162V122H161ZM164 120V121H163ZM174 120V121H173ZM48 121V122H47ZM78 123H77V122ZM125 121V122H124ZM139 121H141V122H139ZM144 121H147V123L146 122H144ZM156 123H155V122ZM172 121V122H171ZM184 123H183V122ZM36 122H37V124L38 123H42V125H43V123L45 122V127H44V125L42 126V125H40L39 124V126H37L36 125ZM56 123V126H55V123ZM109 122V123H108ZM111 122V123H110ZM138 122V123H137ZM150 122H154L152 125H151V123ZM158 122V123H157ZM175 122V123H174ZM193 122V124H196L197 126H195V127H193V126H191V124L190 123H192ZM14 123V122H13ZM19 123V122H18ZM58 123H60V126L62 125L63 127H58L59 126V124ZM70 123H72V124H70ZM80 123V124H79ZM115 123V125L117 124V126L119 127V130H120V133L118 134V135H121V137L119 138V136L117 137V134H116V132H114L113 131V127L114 126H112L113 124ZM122 123H125V125L124 124H122ZM127 123V124H126ZM141 123V124H140ZM145 123V124H144ZM148 123H149V125H148ZM160 123H162V125L160 126ZM169 125H168V124ZM173 125H172V124ZM219 125H218V124ZM66 124V125H65ZM110 124H111V127H112V130H111V128H110ZM135 124H136V126H135ZM140 124V125H139ZM158 124V125H157ZM164 124L166 125L167 124V126H164ZM186 126H185V125ZM192 124V125H193ZM11 125H13V124H10V126ZM36 125V126H35ZM69 125V126H68ZM82 125V126H81ZM109 125V126H108ZM124 126V127H121L120 128V126ZM141 125H143L142 127L144 128H140L141 127ZM153 125H155V126H153ZM172 125V126H171ZM178 125V126H177ZM181 125V126H180ZM212 125H215V126H212ZM223 126V127H220V126ZM42 126V127H41ZM64 126H65V128H64ZM127 126H128V128L130 127V129L128 130L127 129ZM164 126V127H163ZM175 126H177V128L175 127ZM224 126H226V127H229V128H224ZM49 127V128H48ZM68 127H70L71 128V130H70V128H68ZM82 127V128H81ZM107 127H109V128H107ZM116 127V126H115ZM117 127V128H118ZM126 127V128H125ZM154 127V128H153ZM157 127H159V130L158 131H156L158 128ZM169 127H170V129H169ZM173 127V128H172ZM182 127V128H181ZM214 127V128H213ZM220 127V128H219ZM10 128V127H9ZM8 128V129H9ZM11 128H12V126H11ZM10 128V129H11ZM53 130H51V129ZM54 128H55V131H54ZM63 128L65 129V130H63ZM124 130H123V129ZM136 128V129H135ZM140 129V131L139 132H141L142 130L141 129H143L144 131L143 132H141V133H139L137 130H139ZM145 128H146V130H145ZM150 128H152V129H150ZM178 128H180V129H178ZM183 128H185V129H183ZM187 128V129H186ZM222 128H224V129H222ZM40 131H39V130ZM48 129V130H47ZM59 131H58V130ZM69 129V130H68ZM87 129H89L90 131L88 132V130ZM167 129V131H164L163 132V130H166ZM169 129V130H168ZM176 129H178V130H176ZM183 129V130H182ZM12 130H13V128H12ZM39 131V134H38V131ZM44 130H46L45 132H44ZM76 130V129H75ZM109 132H108V131ZM134 130L137 132H134ZM162 130V131H161ZM173 130V131H172ZM180 130V131H179ZM210 130H211V133H210ZM213 130L215 131V132H213ZM10 131V130H9ZM58 131V132H57ZM61 131H64V132H61ZM114 132L115 133V135L112 133V132ZM123 131V132H122ZM147 133H146V132ZM168 131L171 133V132H174V131H176L177 133V135H178V137H179V134H181L182 132H184L183 134H184V138H185V141H184V138H183V134L182 135H180V136H182V137H179L180 138V140L181 139H183V140H181L183 143L182 144H186V145H184L183 147H180V146H182V144L179 146V144H177L176 142H173L172 140H170L169 138H170V136L173 134H175V133H169V134H167L168 133ZM42 132V133H41ZM47 132L49 133V134H47ZM51 132V133H50ZM69 132H71V134L68 133ZM77 132V131H76ZM111 132V133H110ZM156 132H157V136H160V135H162L163 136V138H160L159 139V137H158V139H159V141H158V139H157V136H156ZM159 132H162V133H159ZM185 132H190V134L189 133H185ZM207 132H209V136H207L208 134H206ZM213 132V133H212ZM35 133V132H34ZM41 133V134H40ZM43 133H44V135H43ZM66 133V134H65ZM77 133H79V132H77ZM88 133V134H87ZM109 134H111V135H113L112 137H117V138H119L120 140L119 141H122L121 140V138H123V140H125V141H123L124 142V144L126 143L127 144V146L129 147H127L126 145H123V143L121 144V143H119L118 144V142L116 141V140H118L117 138H116V140H115V138L114 139H110L109 137H107ZM117 133H118V130H117ZM122 133V134H121ZM124 133V134H123ZM146 134V135H143L142 137H141V135L142 134ZM166 133V134H165ZM206 135H205V134ZM46 134V135H45ZM56 134H58V135H56ZM61 134H62V136H61ZM91 134V135H90ZM130 134H132V135H130ZM134 134H138V136H140V138L141 139H137L138 138V136L137 135H134ZM147 134H149V135H147ZM160 134V135H159ZM175 134V135H176ZM188 134V135H187ZM38 135V136H37ZM42 135V136H41ZM50 135V136H49ZM61 136V137H58V139H59V141L60 142H62L61 144H60V142L57 140V138H55L56 136ZM75 135V134H74ZM86 137H85V136ZM87 135H90L89 137L87 136ZM107 135V136H106ZM111 135H109L110 137H111ZM129 135V136H128ZM164 135H165V141H167V137H169L168 138V143L170 144V146L172 147V149L170 148V151H168L167 149H169V147L167 148V146H169V144L166 142L165 143V141H163L162 142V140H164ZM166 135H168L167 137H166ZM174 135V136H175ZM177 135H176V137H177ZM190 135V136H189ZM203 135H204V137H203ZM37 136V137H36ZM48 136V137H47ZM66 136H67V138H66ZM76 136H78V135H76ZM101 136V137H100ZM135 137V138H133V137ZM148 136V137H147ZM154 136V137H153ZM161 136V137H162ZM186 136V137H185ZM190 137V138H188V137ZM196 136H197V138H196ZM207 136V138H205ZM210 136L213 138V140H212V143L211 142H209V140H208V142L209 143H206V145H202V144H204V140L205 139H209L210 138ZM214 136H215V138H214ZM219 136V137H218ZM49 137H50V141H48L49 140ZM74 137V136H73ZM144 137V138H143ZM146 137V138H145ZM198 137H201L200 138V140L199 141H197L198 140ZM203 137V138H202ZM217 137V138H216ZM46 138H47V141H46ZM60 138H65L64 140V142H63V139H61L60 140ZM88 138V139H87ZM150 138V139H149ZM153 140H152V139ZM155 138V139H154ZM186 138H188V139H186ZM212 138H210V139H212ZM56 139V140H55ZM109 139V140H108ZM134 139V140H133ZM145 139V140H144ZM147 139V140H146ZM192 139V141H193V144H189V142H190V140ZM197 139V140H196ZM203 139V140H202ZM216 139V140H215ZM105 140H108L107 142L105 141ZM128 140V142H126ZM150 140H151V143H150ZM155 140V141H154ZM194 140H196L195 142H194ZM115 141V142H114ZM138 141V142H137ZM145 141V142H144ZM186 141H189L188 143H186ZM192 141L190 142V143H192ZM211 141V140H210ZM57 144H56V143ZM78 142V141H77ZM110 142H112V143H110ZM116 143V145H114V143ZM131 142V144H129ZM140 142H142V143H140ZM146 142L148 143V144H146ZM157 142V143H156ZM160 142H162V144L160 143ZM171 142V143H170ZM173 142V143H172ZM218 142V143H217ZM145 144L146 146L145 147H143V145H141V144ZM161 144V146L163 147L165 144H168L167 146L165 145V147L164 148H162L161 146H160V144ZM165 143V144H164ZM175 143L177 144V146H178V148H181L180 149V152L178 151V149H176L177 148V146L175 145ZM68 144V143H67ZM107 144V145H106ZM110 144H112V145H114V149H110L109 148V145ZM134 144H136V145H134ZM149 144H153L152 146H150ZM155 144V145H154ZM164 144V145H163ZM172 144V145H171ZM201 144V145H200ZM210 146H209V145ZM216 146H215V145ZM39 145H40V143H39ZM60 145H61V147L63 146V148H61V150H59L60 149ZM68 145H70V144H68ZM76 145V144H75ZM78 144H77V147L79 146ZM121 145V146H120ZM131 145V146H130ZM132 145H134V146H132ZM174 145V146H173ZM190 145V146H189ZM192 145H193V147H192ZM209 146V148H208V146ZM66 147V149H64L65 147ZM85 146V147H84ZM107 146V147H106ZM118 148H116V147ZM140 146V147H139ZM151 147V149H150V151L148 150L150 147ZM256 146V147H255ZM46 147V148H45ZM50 147H51V149H50ZM58 147V148H57ZM100 147H101V149H100ZM109 148L111 151H113L112 153H111V151H109V154L111 153V156L109 155V154H106L107 152H108V149H104V148ZM111 148H112V146H110ZM134 147V148H133ZM143 147V148H142ZM160 147V148H159ZM176 147V148H175ZM205 147L206 148H208V149H210V151L208 150V152H204V153H206V154H204V153H202L203 151H205L206 149H205ZM43 148V149H42ZM44 148H45V151H42V150H44ZM79 148V147H78ZM115 148L117 149V150H115ZM125 148H126V150H125ZM138 149L139 150V152H141V154L139 153V152H137L138 150H136L135 151V149ZM213 148V149H212ZM256 148V149H255ZM54 149H58V150H55V151H53ZM77 149V148H76ZM107 150V152L106 151H104V150ZM123 149V150H122ZM131 149V150H130ZM143 149H145V150H143ZM155 149V150H154ZM166 149V150H165ZM187 149V150H186ZM252 149H255V151H252ZM31 150H33V149H31ZM46 150H48L47 152H46ZM67 150L65 151V153H63V159H65V156L67 155L66 154V152H67ZM99 150H102V151H100L99 152ZM133 150H134V152H133ZM173 150L177 153V152H179L177 155H176V153H172L173 152ZM185 152V153H182L183 151ZM189 150V151H188ZM196 150V151H195ZM42 151V152H41ZM61 151V152H60ZM71 151L72 150H69L68 151V153H69V155L71 156ZM79 151H81V152H83V150H79ZM91 153H90V152ZM115 151H117L116 153H114ZM120 151V152H119ZM148 151L150 152V153H148ZM157 151V153H155ZM163 151H165V152H163ZM166 151H168V152H166ZM172 151V152H171ZM187 151L188 152H192V153H188L187 154ZM199 151H201L200 153H202L203 155H201L200 154V156H198V155H196V154H198L199 153ZM207 151V150H206ZM247 151V154L245 153ZM58 152V153H57ZM87 152H88V154H87ZM104 152V153H103ZM127 152V153H126ZM129 152V153H128ZM143 152V153H142ZM159 152V153H158ZM194 152V153H193ZM252 153V154H250L249 155V153ZM77 153H78V151H77ZM77 153H76V155H77ZM120 153H122V154H120ZM134 153H137V155L136 154H134ZM146 153V154H145ZM164 154V158L162 157V155ZM165 153H166V155H165ZM168 153H170V155H168ZM66 154V155H65ZM72 154H74L75 155V153H73V151H72ZM80 152H79V156H80ZM90 154H91V156H90ZM97 154H98V156H97ZM114 154V155H113ZM116 154V155H115ZM127 154V155H126ZM132 155V157H131V155ZM153 154V155H152ZM175 155V157H174V155ZM183 154V155H182ZM68 155V156H69ZM86 155V156H85ZM143 155V156H142ZM149 155V156H148ZM160 155V156H159ZM172 155V156H171ZM68 156H66L67 157V159L69 158ZM73 156V155H72ZM96 156H97V160H96ZM113 156V157H112ZM116 156V157H115ZM122 156V157H121ZM151 156V157H150ZM169 156V157H168ZM56 157H59L58 159H55ZM77 157V156H76ZM75 157V158H76ZM84 157H85V159H84ZM87 157H88V159H89V162H88V159H87ZM104 157H106V158H104ZM120 157V158H119ZM144 157V158H143ZM148 157H149V159H148ZM156 157V158H155ZM171 157V158H170ZM245 157L247 158V159H245ZM53 158V159H52ZM80 158V159H79ZM130 158V159H129ZM138 158H140V159H138ZM244 158V159H243ZM61 159V160H60ZM70 159V158H69ZM72 159H74L73 157H72ZM70 160V161H74V160ZM95 159V160H94ZM103 159L104 160H106V161H103ZM108 159V160H107ZM157 159V160H156ZM162 159L163 160H165V161H163L162 162ZM167 159V160H166ZM175 160V161H173V160ZM28 160V159H27ZM27 160L25 161V162H27ZM34 160V159H33ZM45 160V161H44ZM60 160V161H59ZM66 160V159H65ZM79 160H81V161H79ZM110 160V161H109ZM121 160H123V161H121ZM127 160H129V161H127ZM142 162H141V161ZM155 160V161H154ZM172 160V161H171ZM246 160V161H245ZM58 161H59V163H58ZM64 161V160H63ZM67 161V160H66ZM78 161H79V163H78ZM84 161V162H83ZM113 161H118V162H116L117 164H115L114 163V165H109V164H113ZM24 162V164H26ZM49 162H50V160H49ZM54 162V161H53ZM65 162V161H64ZM86 162L88 163V164H86ZM104 162H105V164H104ZM121 164H120V163ZM128 163V164H126V163ZM139 162V163H138ZM146 162V163H145ZM150 162H152V163H150ZM28 163H32L33 164V162L32 161H30V160H28ZM62 163V162H61ZM90 163H91V165H90ZM107 163H108V166L110 167H108L107 166ZM129 163H131V164H133V165H131V164H129ZM138 163V164H137ZM145 163V164H144ZM154 163H156L155 165H154ZM31 164V165H32ZM63 164V163H62ZM61 164V165H62ZM67 164H69V163H67ZM120 164V165H119ZM123 164V165H122ZM148 164V165H147ZM228 164V165H227ZM27 165V164H26ZM31 165H27V166H31ZM65 165V164H64ZM63 165V166H64ZM70 165V164H69ZM81 167H80V166ZM104 166V168H103V166ZM138 165V166H137ZM226 165V166H225ZM66 166V165H65ZM79 166V168H77ZM108 168H107V167ZM113 166H117V167H114L113 168ZM125 167L124 169H127L126 170V172H125V170H121V169H123V167ZM132 166V169L130 168ZM134 166H137V167H135L134 168ZM155 166H157V167H155ZM44 167V166H43ZM88 167V168H87ZM111 167H112V170H117L118 171V173H119V171H120V173H122L121 175H120V173H119V176H117L118 178H120V177H122L123 176V178H121V179H118L115 175H117L118 173H115L116 172V170L115 171H112L111 170ZM142 167H145V168H142ZM148 167V168H147ZM223 167V168H222ZM22 168L23 167H21L20 169L22 170ZM44 168H46V167H44ZM49 168V166H47V169ZM55 168V170H53ZM63 168V167H62ZM65 168V167H64ZM72 168V169H73ZM83 168H85V170L83 169ZM147 168V169H146ZM153 168V169H152ZM157 168V169H156ZM214 168H217V169H214ZM220 168V169H219ZM18 169V168H17ZM19 169V174H21L22 172H20L21 170ZM24 169V168H23ZM59 169V168H58ZM60 169H61V167H60ZM77 169H79L78 171H77ZM86 169H87V171H86ZM100 169H101V171H100ZM130 169H131V171H133V170H135V171H133V172H131L130 171ZM219 169V170H218ZM25 170V169H24ZM23 170V171H24ZM45 172H46V169H43ZM96 170V171H95ZM103 170L105 171L104 173H103ZM108 170H111V171H109V172H111L110 174H107L108 172ZM141 170H143V171H141ZM148 170V171H147ZM210 170L211 171H213L212 173H210ZM61 171H62V169H61ZM70 171V170H69ZM82 171V172H81ZM99 171V172H98ZM208 171V172H207ZM48 172V171H47ZM50 172V173H51ZM78 172H80L81 173V175L79 176V175H77V174H79ZM129 172V173H128ZM141 172V173H140ZM146 174H145V173ZM207 172V173H206ZM24 173V172H23ZM54 172H53V174H54V176L56 175ZM84 173H85V175H84ZM103 173V174H102ZM124 173H126V174H124ZM132 173V174H131ZM206 173V174H205ZM210 173V174H209ZM70 174V175H69ZM124 174V175H123ZM136 174V175H135ZM207 174H209V175H207ZM72 176V177H69V176ZM105 175H107L108 177L109 176H111L113 179H111V181L109 182V180H110V178H109V180H107V182H109V183H113V185H114V183H116V185H114V187H116V188H114V187H112V184H109L108 186L111 188V189H109V187H108V191H107V184H106V188L104 189V185L105 184H103L105 181H106V178H107V176L105 177ZM74 176V177H73ZM77 176V177H76ZM84 176H87V177H84ZM127 176H129V177H127ZM99 177H100V179H99ZM124 177H126V178H124ZM79 178V179H78ZM85 178V180H83V179ZM115 178H117L116 180L117 181H115ZM63 179V178H62ZM82 179V180H81ZM195 179H198L197 181L195 180ZM25 180V179H24ZM102 180H105V181H103L102 182ZM119 180V181H118ZM122 182H121V181ZM187 180H190L189 182L187 181ZM60 181H62V180H60ZM68 181V180H67ZM84 181V182H83ZM100 181V182H99ZM184 181V182H183ZM186 181V182H185ZM193 181V182H192ZM63 182H65V181H63ZM69 182V181H68ZM74 183L76 186H74L73 184H71V183ZM81 182V183H80ZM83 182V183H82ZM86 182V183H85ZM118 182V183H117ZM183 182V183H182ZM62 183V182H61ZM78 183V184H77ZM85 183V184H84ZM88 183V184H87ZM119 183H121V184H119ZM186 183V184H185ZM188 183V184H187ZM84 185V186H87L88 185V188L87 187H84V186H81V185ZM99 186V188H95L97 185ZM100 184H101V186H100ZM117 184H119V186H121V188L120 187H117L118 185ZM74 187H73V186ZM81 186V188L82 189H80V187L79 186ZM186 185H188V186H186ZM66 186V187H67ZM73 188H72V187ZM97 186V187H98ZM102 186H104V187H102ZM187 190V193H190V191H191V193H193L192 192V190H194V194H196V192H197V194H196V196L198 195V193H199V197L198 198H201V200H199V201H201V203L203 202L206 206L207 205H211V207H213V208H208V207H201V206H199L201 209H199L198 207V210H206L207 209V211H205V213H202V211H198L196 208V210L198 211V212H200V214L198 213V215H197V213L194 215V217H191L192 215L190 214V218L188 217V215L187 214H184V216H183V211H181L182 213H179L180 212V210L178 211V205H177V202H176V199L178 200V194L176 193V191L178 192V191H180L183 187ZM62 187V188H61ZM61 187L60 188H57V190L56 191H58L57 193H56V195H55V193H50V195L49 194H47V196L49 195V197L51 196V197H55V196H60V194L58 195V193H61L62 191L60 190V189H63V185H61ZM76 187V188H75ZM181 187V188H180ZM198 187V188H197ZM200 187V188H199ZM246 187V188H245ZM71 188V189H70ZM84 188H86V189H84ZM104 189V191H107L106 193H104V195H106L105 196V200L103 199L104 197H103V192H102V190L101 189ZM114 188V189H113ZM179 188H180V190H179ZM188 188H189V192H188ZM191 188V189H190ZM197 188V189H196ZM61 191H59V190ZM64 189H65V186H64ZM67 189V188H66ZM65 189V190H66ZM77 190L78 191V189H80L81 191L84 189L85 190V192H84V190L82 191V192H80V193H84L83 195H84V198H85V200H83L82 198H81V196H79L78 198H81V200H78L77 198H75L74 199V201L72 200V199H69V198H74L75 197V195H79V191L77 192V193H75V191L74 190ZM88 189V190H87ZM92 189V190H91ZM97 189L98 190H101L100 191V194L99 195H102L101 197L98 195V193L99 192H97ZM173 189V190H172ZM170 190H172V191H170ZM186 190H184V192L182 193V191H183V189L180 191V193H179V196H180V194H181V196L185 193V191ZM71 191H73L72 193H71ZM175 191V192H174ZM68 192V193H67ZM71 193V194H70ZM73 193H74V195H73ZM90 193L92 194V196L90 195ZM102 193V194H101ZM173 193H176L175 195V197H174V194ZM186 193V194H187ZM51 194H53V195H51ZM88 194V195H87ZM94 194V195H93ZM201 194V195H200ZM62 195V194H61ZM171 195L173 196V197H171ZM72 196V197H71ZM97 198H96V197ZM61 197V196H60ZM59 197V198H60ZM90 197H91V199H90ZM92 197H94V199L92 200ZM169 197L171 198V199H169ZM177 197V198H176ZM62 198V197H61ZM60 198V199H61ZM96 198V199H95ZM99 198H101V199H99ZM197 198V197H196ZM197 198V199H198ZM51 200H53V198H50ZM54 199H57V198H54ZM78 200L77 202L78 203H80L79 205L78 204H74V203H76V201L75 200ZM89 199V201H87ZM98 199V200H97ZM169 199V200H168ZM175 199V200H174ZM204 201H203V200ZM71 200H72V202H71ZM166 200H167V202L169 203V204H171L170 203V200H171V202L174 200V204H175V202H176V204H175V206H176V208H175V206H173L174 204H173V202H172V204H171V207L173 206V209L171 208V212H168V213H166L165 212V210H167V208H164L165 210L163 211L162 210V207H165V206H163V205H165L167 202H166ZM229 200V201H228ZM60 201H59V203H60ZM80 201V202H79ZM95 201H96V203H95ZM97 201H99V202H97ZM227 201V202H226ZM53 202L55 203V202H57L56 200L54 201L53 200ZM52 202V203H53ZM85 203V205L83 206V204ZM93 204V205H91V203ZM100 202H102V203H100ZM163 202H165V204H163ZM83 203V204H82ZM121 203V202H120ZM120 203H116L117 205H119ZM167 203V205H169ZM56 205H57V203H55ZM99 206L100 204H101V206L100 207H98L97 205ZM49 205H51V204H49ZM53 205V204H52ZM75 205H77V206H75ZM91 205V206H90ZM157 205V206H156ZM204 205V206H205ZM54 206V205H53ZM66 206L68 207V209H70L69 207H72L71 208V210H68V209H66ZM79 206V207H78ZM82 206H83V208H82ZM156 206V207H155ZM219 207V209H218V207ZM43 207V206H42ZM56 207V206H55ZM58 207H60V206H58ZM57 207V208H58ZM218 209H216V208ZM206 208V209H205ZM42 209H44V208H42ZM41 209V210H42ZM64 209H66L65 210V212L67 211V213H65V212H63L64 211ZM73 209V210H72ZM75 209V210H74ZM174 209H176V211H178V213H176V211L174 210ZM208 209H210L209 211H208ZM53 210H55V209H53ZM53 210H51V211H53ZM58 210H57V212H58ZM162 210V211H161ZM172 210H174V211H172ZM182 210V209H181ZM71 211H73L72 213H71ZM212 211V212H211ZM77 214H76V213ZM194 212H196L195 210H194ZM204 212V211H203ZM55 213H56V211H55ZM55 213L53 212V214L55 215ZM152 213V214H153ZM174 213V214H173ZM53 214H50L51 216L53 215ZM58 216H60L58 213H56ZM75 214V215H74ZM157 214V215H156ZM181 214V215H180ZM56 215V216H57ZM63 215H61L60 217H62ZM173 215H175L176 216V218H175V216L173 217ZM178 215H180L181 216V220H180V216H178ZM50 216V217H51ZM57 216V218H54V219H56V220H59L58 217ZM68 216L69 217H72V218H68ZM168 216V217H167ZM143 216H141V218H142ZM173 217V218H172ZM182 217H184L185 218V221L186 222H184V218H183V221H182ZM141 218H139V219H141ZM149 218V217H148ZM192 218V219H191ZM49 219H51V218H49ZM150 219V218H149ZM173 219V220H172ZM176 219V220H175ZM145 220H146V222H145ZM178 220L180 221V222H178ZM148 221V222H147ZM58 222V221H57ZM57 222H54V224H56ZM145 222V223H144ZM177 222V223H176ZM182 222V224H180ZM188 222V223H187ZM134 223V224H133ZM70 224V225H69ZM186 227H188V226H190V228L192 229H189L188 230V228H186ZM137 227V228H136ZM184 228H185V230H184ZM129 229H126V230H129ZM132 229H134V230H132ZM182 229H183V231H182ZM131 230L133 231V232H131ZM191 230V231H190ZM225 230H226V232H225ZM159 231H160V233H159ZM131 232V233H130ZM181 232V233H180ZM216 232V233H215ZM163 233V234H162ZM217 233H218V235H217ZM223 233V234H222ZM159 234H162V235H160V237H159ZM222 234V235H221ZM228 234V235H227ZM136 236H133L132 238H134L135 239V237ZM223 236V237H222ZM79 237V236H78ZM144 239H143V238ZM161 237H163L162 239H160ZM33 238V237H32ZM73 238V239H72ZM158 238H159V240H162L163 241V239H164V245H163V249L161 250V249H158V248H156V246L157 245H155V248L153 247V244H155V241H156V243H158L157 242V240H158ZM218 238V239H217ZM223 238V239H222ZM227 238V239H226ZM133 239V240H134ZM140 239H138V237L136 238V242L134 243V245L136 244L137 246H140L139 244H140ZM156 239V240H155ZM69 240L70 241H72V243L74 244L73 245V248L75 249V251L76 252H79L80 253V255L82 254V253H84V252H86V251H88L89 249H90V240H87V238H77V237H75V239H74V237H71V238H69ZM144 240H146V241H144ZM135 241V240H134ZM161 241V242H162ZM153 243V244H152ZM166 244V245H165ZM150 245V246H149ZM18 246H14L13 248H16L17 250H16V252L14 251L15 249H13L12 248V250L14 251L13 252V254L12 255H10L8 258H6L5 260H2L3 259V256H2V262H0V264H7L8 263V261H11V260H13V259H17V256L21 253H19V251L20 250H22V249H20V248H22L21 246H20V248L18 247ZM203 248V249H202ZM20 249V250H19ZM9 250V249H8ZM11 250V249H10ZM12 250L10 251V252H12ZM19 250V251H18ZM149 250V251H148ZM160 250V251H159ZM6 251V250H5ZM5 251H4V253H5ZM18 251V252H17ZM162 251V252H161ZM8 252V253H7ZM6 253H7V255L9 254V251H6ZM162 254V255H161ZM5 255V254H4ZM13 256H15V257H13ZM134 256H135V258H134ZM162 256V257H161ZM7 257V256H6ZM75 257V259H76V261L79 259V257L77 256V255H75L74 256ZM1 258V257H0ZM160 258V259H159ZM94 261L95 260H93V261H88L87 263H82V264H94ZM106 262H108V261H106ZM133 262L131 263V264H133ZM161 262V263H160ZM185 262V263H184ZM254 262V263H253ZM77 263V262H76ZM113 264V262H108V263H105V264ZM96 264V263H95ZM98 264V263H97ZM100 264V263H99ZM101 264H104V263H101Z\"/></svg>", "mask_w": 264, "mask_h": 264}, {"label": "bare ground", "instance_id": "6f19581e", "mask_svg": "<svg viewBox=\"0 0 264 264\" xmlns=\"http://www.w3.org/2000/svg\"><path fill=\"white\" fill-rule=\"evenodd\" d=\"M12 1V0H11ZM21 1V0H20ZM25 1V0H24ZM24 1H23V3H24ZM42 1V0H41ZM49 1H51V0H49ZM49 1H48V3H49ZM62 1V0H61ZM74 1V0H73ZM80 1V0H79ZM109 1V0H108ZM193 1H195V0H193ZM215 1H217V0H215ZM221 1V0H220ZM222 1H225V0H222ZM229 1V0H228ZM248 1V0H247ZM259 1V0H258ZM264 0H262V2L260 1V2H258V4H260V3H263V5H264V2H263ZM15 1H13L12 3L13 4H15L14 3ZM27 2V1H26ZM35 2V1H34ZM33 2V3H34ZM46 2H47V0H46ZM45 2V3H46ZM118 2V1H117ZM188 2V1H187ZM211 2H212V0H211ZM236 2H237V0H236ZM240 2V1H239ZM250 2H251V0H250ZM254 2H256V0H254ZM22 3V2H21ZM42 3V2H41ZM58 3V2H57ZM69 3V2H68ZM77 3V2H76ZM80 2H78V4H79ZM109 3H112V1L110 0V2ZM176 3V2H175ZM185 3V2H184ZM193 3V2H192ZM215 3V2H214ZM224 3V2H223ZM231 3H232V1H231ZM244 3H246V5L248 4V6L250 7V4L251 3H249V1L248 2H246V0H245V2ZM12 4V5H13ZM39 4V3H38ZM37 4V5H38ZM43 4V3H42ZM52 4H54V2H52ZM56 4V3H55ZM65 4V3H64ZM66 4H67V1H66ZM78 4H77V6H78ZM114 4V3H113ZM191 4V3H190ZM200 4V5H199ZM212 5H213V3H211ZM221 4V3H220ZM220 4H216V5H219L220 6ZM225 4H227L226 2L224 3V5ZM233 4V3H232ZM232 4H230V5H232ZM241 4V3H240ZM239 4V5H240ZM243 4V3H242ZM242 4H241V6H242ZM16 5V4H15ZM14 5V6H15ZM23 5V4H22ZM45 6L47 5V4H44ZM43 5V6H44ZM50 5H51V3H50ZM58 5V4H57ZM74 5V4H73ZM73 5H72V7H73ZM81 5H83V4H81ZM98 5V4H97ZM110 5V4H109ZM196 5H199V6H197V8L199 7V8H203V6H204V4L202 3H198L197 2V0H196V4L194 3V6H196ZM211 5V6H212ZM216 5H214V7L216 6ZM229 5V4H228ZM235 5V4H234ZM234 5H233V9L235 10L236 9V7H234ZM237 5V4H236ZM245 5V7H247ZM17 6V5H16ZM15 6V7H16ZM26 6H27V3H26ZM30 7H29V9L31 8V10H32V6H31V3H30V5H29ZM48 6V5H47ZM64 6V5H63ZM69 6H71L70 4H69ZM75 6V5H74ZM192 6V5H191ZM223 5L221 4V7H222ZM251 6H253V5H251ZM259 6V5H258ZM12 7V6H11ZM15 7H13L14 9L13 10H15V9H18V8H15ZM20 7V6H19ZM42 7V6H41ZM53 7V6H52ZM56 8H57V6H55ZM76 7V6H75ZM80 7V6H79ZM132 7V6H131ZM193 7V6H192ZM191 7V8H192ZM214 7L212 8V10L214 9ZM228 8L230 7V6H227ZM260 8H257V9H259V10H262V9H264V7L262 6V4H260V6H259ZM23 8V7H22ZM74 8V7H73ZM80 8H82V7H80ZM162 8V7H161ZM190 7H189V9H191ZM196 8V7H195ZM207 8V7H206ZM208 8H211V7H208ZM224 8V7H223ZM239 8V7H238ZM252 8V7H251ZM251 8H246V9H251ZM24 9H25V7H24ZM41 9V8H40ZM53 9H55V8H53ZM52 9V10H53ZM59 9V8H58ZM60 9H61V7H60ZM59 9V10H60ZM64 9H65V7L63 8V11H64ZM70 9V8H69ZM76 9H78V8H76ZM141 9V8H140ZM193 9H194V7H193ZM204 9V8H203ZM202 9V10H203ZM220 9H222V8H220ZM220 9H218V11L220 10ZM240 9H242L241 11H240ZM244 9V7H242V8H239L238 10H237V12H238V14L239 13H241L242 11H245V12H247L246 10H243ZM12 10V9H11ZM20 10V9H19ZM21 10H23V9H21ZM26 11H28L27 9H25ZM30 10V11H31ZM34 11H35V9H33ZM37 10V9H36ZM71 10H73V9H71ZM79 10H81V9H79ZM86 10V9H85ZM110 10V9H109ZM138 10V9H137ZM209 10V9H208ZM211 10V9H210ZM215 10V9H214ZM226 10V9H225ZM224 10V11H225ZM253 10H255L254 9V7H253ZM17 11V10H16ZM66 11H67V8H66ZM87 11V10H86ZM115 11H117V10H115ZM197 11H198V9H197ZM199 11H200V9H199ZM204 11V10H203ZM206 11V10H205ZM221 11V10H220ZM220 11H219V13H220ZM221 12L220 14L219 13H215V15L217 14V15H221L220 16V18H218V20H217V22H216V19H217V15L215 16L214 15V13H213V15H214V17H212V18H215L214 20H215V22H216V24H215V22H214V24L213 25H211V27L212 28H218V27H220L221 28V26H224V25H229V23H231V20L233 21H235V24L237 23L236 22V20H237V18H239V17H237L238 15H236V17H235V15L234 14H236V11H235V13L233 14V13H231V14H226L225 12ZM11 12V11H10ZM21 12H24V11H21ZM29 12V11H28ZM33 12V11H32ZM40 12V11H39ZM47 12V11H46ZM80 12H82V11H80ZM118 12V11H117ZM207 12V11H206ZM205 12V13H206ZM210 12V11H209ZM209 12H207L206 14H208ZM213 12V11H212ZM233 12V11H232ZM248 12H250V11H248ZM262 12V11H261ZM3 13V12H2ZM9 12H7V14H8ZM18 13V12H17ZM35 13V12H34ZM38 13V12H37ZM42 13V12H41ZM49 13V12H48ZM62 13V12H61ZM60 13V14H61ZM64 13V12H63ZM87 13V12H86ZM85 13V14H86ZM203 13V12H202ZM222 13H223V15H222ZM225 13V14H224ZM230 13V12H229ZM6 14V13H5ZM10 14V13H9ZM15 14H16V12H15ZM20 14V13H19ZM19 14H17L18 16H19ZM25 14H27V13H25ZM29 14V13H28ZM49 14H51V13H49ZM55 14H57V13H55ZM65 15H66V13H64ZM212 14V13H211ZM245 14V13H244ZM249 14V13H248ZM2 15V14H1ZM1 15H0V17H1ZM4 15V14H3ZM13 15V14H12ZM22 15V14H21ZM54 15V14H53ZM195 15V14H194ZM194 15H193V17H194ZM198 15V14H197ZM202 15V14H201ZM210 15V14H209ZM232 15H234V16H232ZM252 15V14H251ZM6 16V15H5ZM26 16V15H25ZM42 16H44V15H42ZM51 16V15H50ZM57 16V15H56ZM60 16V15H59ZM77 16V15H76ZM75 16V17H76ZM118 16H119V13H118ZM204 17H205V15H203ZM239 16H241V14L239 15ZM243 17L244 16H248L247 14L246 15H242ZM262 16V18H264L263 16L264 15H261ZM260 16V17H261ZM7 17H11V15L10 16H7ZM7 17H5V18H7ZM20 17H22V16H20ZM47 17V16H46ZM153 17V16H152ZM183 17V16H182ZM192 17V18H193ZM202 17V16H201ZM207 17H210V16H207ZM234 17V18H233ZM13 18V17H12ZM15 18V17H14ZM32 17H30V19H31ZM153 18H155V16L153 17ZM152 18V19H153ZM178 18H180V17H178ZM187 18V17H186ZM196 18H198V17H196ZM235 18H236V20H235ZM242 18V17H241ZM246 18H250V17H246ZM259 18V17H258ZM2 19V18H1ZM11 19V18H10ZM9 19V20H10ZM18 19V18H17ZM51 19V18H50ZM49 19V20H50ZM4 20V19H3ZM9 20H8V22H9ZM32 20H33V18H32ZM35 20H37V19H35ZM40 20V19H39ZM118 20V19H117ZM155 20V19H154ZM171 19H169V21H170ZM176 20V19H175ZM174 20V21H175ZM184 20V19H183ZM191 20V19H190ZM204 20V19H203ZM210 20H211V18H210ZM209 20V21H210ZM239 20V19H238ZM237 20V21H238ZM243 20H244V18H243ZM246 20V19H245ZM257 20V19H256ZM259 20H260V18H259ZM264 20V19H263ZM11 21V20H10ZM19 21V20H18ZM30 21V20H29ZM38 21V20H37ZM41 21V20H40ZM43 21V20H42ZM41 21V22H42ZM181 21V20H180ZM180 21H178L177 23H179ZM198 21V20H197ZM206 21H207V19H206ZM205 21V22H206ZM249 21V20H248ZM261 21H262V19H261ZM1 22V21H0ZM12 22V21H11ZM17 22V21H16ZM22 22V21H21ZM52 22V21H51ZM50 22V24H52L53 25V23H51ZM56 22V21H55ZM82 22V21H81ZM115 22V21H114ZM116 22H119V21H116ZM122 22V21H121ZM171 22V21H170ZM187 22V21H186ZM185 22V23H186ZM195 24H191L190 23V21H188V23H190L189 25H190V28H192L191 26H194V25H197L196 23H198V22H196V21H193ZM204 22V21H203ZM202 22V24H204ZM211 22V21H210ZM210 22H209V24H210ZM251 22V21H250ZM249 22V23H250ZM258 22V21H257ZM5 23H6V21H5ZM4 23V24H5ZM19 23H20V21H19ZM26 23V22H25ZM46 23H47V21H46ZM45 23V24H46ZM73 22H71L70 24L71 25H74V23L72 24ZM79 23V22H78ZM89 23V22H88ZM123 23V22H122ZM174 23V22H173ZM176 23V22H175ZM181 23H182V21H181ZM188 23L186 24V29L188 28L187 27V25H188ZM201 22H199V24H200ZM261 22L259 21L258 22V24L257 25H259ZM264 23V22H263ZM3 24V25H4ZM6 24H8V23H6ZM22 24V23H21ZM36 24V23H35ZM44 24V23H43ZM55 24V23H54ZM162 24V23H161ZM172 24V23H171ZM180 24V23H179ZM197 25V26H200V25ZM201 24V25H202ZM208 23H207V26H205L206 28L208 27V25H209ZM1 25V24H0ZM14 25H15V23H14ZM17 26H18V24H16ZM24 25V24H23ZM25 25H30V24H28V23H26ZM41 25V24H40ZM49 25V24H48ZM57 25V24H56ZM75 25H77V24H75ZM81 25H82V23H81ZM177 25V24H176ZM232 25V24H231ZM250 25V24H249ZM7 26V25H6ZM6 26H5V28H6ZM8 26H9V24H8ZM12 26V25H11ZM55 26V25H54ZM86 26V25H85ZM89 26V25H88ZM174 26H175V24H174ZM180 26V25H179ZM183 26H185L184 24H183ZM215 26V27H214ZM1 27V26H0ZM10 27V26H9ZM24 27H30V26H24ZM34 27V26H33ZM37 27V26H36ZM41 27V26H40ZM53 27V26H52ZM67 27V26H66ZM70 28H72L71 30L73 31V27L72 26H69ZM121 27V26H120ZM119 27V28H120ZM171 27H172V25H171ZM171 27H170V29H171ZM230 27V26H229ZM233 27V26H232ZM246 27V26H245ZM248 27H250V26H248ZM11 28V27H10ZM12 28H13V32H15L16 31V29H14V27L12 26ZM23 28V27H22ZM42 29H44L43 27H41ZM40 28V29H41ZM48 28V27H47ZM54 28V27H53ZM57 28H58V26H55V28H54V30L56 29L57 30ZM78 28H79V26H78ZM161 28V27H160ZM176 28V27H175ZM179 27H178V25H177V29H178ZM183 28V27H182ZM181 28V29H182ZM195 28H196V26H195ZM202 28H204V26L203 27H199V30H201ZM206 28H204V29H206ZM224 28V27H223ZM228 28V27H227ZM235 28H237V26L236 27H233V30L235 29ZM258 28V27H257ZM7 29V28H6ZM29 29V28H28ZM36 29V28H35ZM49 29V28H48ZM64 29V28H63ZM67 29V28H66ZM118 29V28H117ZM166 29H169V28H165L164 30H162V32L161 33H165L166 34V32H167V34L169 35L170 33H168V31H165ZM186 29H184V30H186ZM224 29H226V27L224 28ZM223 29V30H224ZM238 29H240L241 30V28L239 27ZM248 29H250V28H248ZM259 29L261 30V28H260V25H259ZM263 29V28H262ZM1 30H4V29H1ZM8 30V29H7ZM6 30V31H7ZM12 30V29H11ZM15 30V31H14ZM21 30H23V29H21ZM33 30V29H32ZM55 30V31H56ZM60 30V29H59ZM58 30V31H59ZM79 30H81V32H85L86 33V31H85V29L82 31V29H79ZM87 30V29H86ZM172 30V33H175V32H173L174 30H173V28L171 29ZM211 30V29H210ZM260 30H258V31H260ZM31 30H29V32H30ZM46 31H47V29H46ZM51 31V30H50ZM53 31V30H52ZM61 31V30H60ZM59 31V32H60ZM78 31V30H77ZM89 31V30H88ZM180 31V30H179ZM188 31V30H187ZM186 31V32H187ZM197 31V30H196ZM228 31H229V29H228ZM235 31V30H234ZM234 31H233V33H234ZM236 31H239V30H236ZM235 31V32H236ZM243 31V30H242ZM241 31V32H242ZM5 32V31H4ZM4 32H3V34H4ZM11 31H9V33H10ZM25 33H26V31H24ZM23 32V33H24ZM28 32V31H27ZM31 32H33V31H31ZM30 32V33H31ZM54 32V31H53ZM64 32V31H63ZM62 32V33H63ZM81 32H80V34H81ZM129 32H132V31H129ZM158 32V31H157ZM160 32V31H159ZM169 32H170V30H169ZM182 32H183V29H182ZM181 32V33H182ZM201 32V31H200ZM202 32H203V29H202ZM201 32V33H202ZM218 32H220V31H217L216 33H218ZM232 32V31H231ZM240 32V31H239ZM241 32H240V34H241ZM261 32V31H260ZM263 32H264V29H263ZM12 33V32H11ZM18 32L16 31V34H17ZM21 33V32H20ZM29 33V34H30ZM33 33H36V32H33ZM51 32H49L48 34H50ZM57 33V32H56ZM74 35L77 33L76 31L75 32H72ZM91 33V32H90ZM133 33V32H132ZM138 33V32H137ZM161 33H160V35H161ZM195 33V30H194V32H193V34ZM215 32H213V30H212V34H214ZM244 33V32H243ZM257 33V32H256ZM0 34H1V32H0ZM15 34V33H14ZM42 34V33H41ZM44 34V33H43ZM54 34V33H53ZM52 34V35H53ZM64 34H66V33H63V34H60V35H64ZM79 34V33H78ZM134 34V33H133ZM148 34V33H147ZM212 34H210V35H212ZM219 34V33H218ZM230 34H232V33H230ZM237 35L239 34L238 32L236 33ZM245 34V33H244ZM247 34V33H246ZM246 34H245V36H246ZM260 34V33H259ZM2 35V34H1ZM6 35H7V32H6ZM34 35V34H33ZM55 35V34H54ZM59 35V34H58ZM131 35V34H130ZM154 35H156V34H154ZM175 35V34H174ZM195 35H197V33L195 34ZM227 35V34H226ZM225 34L224 35H222L223 36V38L226 36ZM252 35V34H251ZM254 35H256V34H254ZM19 36H20V34H18V40H20L19 39ZM27 36H28V34H27ZM26 36V37H27ZM128 36H129V33H128ZM133 36V35H132ZM165 36V35H164ZM169 36H171V35H169ZM173 36V35H172ZM171 36V37H172ZM244 36V37H245ZM250 36V35H249ZM249 36H248V38H249ZM262 36H263V34H262ZM42 37H44V35L42 36ZM42 37H41V39H42ZM48 37V36H47ZM51 37V36H50ZM50 37H48V38H50ZM55 37V36H54ZM69 37V35L67 34V36H66V38L70 41V39L68 38ZM73 37V36H72ZM90 37V36H89ZM135 37V36H134ZM139 37V36H138ZM142 37V36H141ZM152 37V36H151ZM213 37V36H212ZM211 37V38H212ZM217 37V36H216ZM219 37H220V34H219ZM229 37V36H228ZM228 37H227V39H228ZM261 37V36H260ZM259 37V38H260ZM7 38V37H6ZM30 38V37H29ZM34 38V37H33ZM46 39V40H50V39ZM53 38V37H52ZM64 36H63V39H62V37L61 38H58L59 40H64ZM76 38V37H75ZM104 38V37H103ZM136 38V37H135ZM144 40H145V38L144 37H142ZM146 38H148V36L146 37ZM152 38H154V37H152ZM167 38V37H166ZM165 38V39H166ZM169 38V37H168ZM215 38V36L212 38V39H214ZM218 38V37H217ZM216 38V39H217ZM222 38V37H221ZM221 38H219L220 40H221ZM222 38V39H223ZM262 38V37H261ZM0 39L2 40L3 39V37L1 38L0 37ZM5 39V38H4ZM13 39H15V38H13ZM22 39H24V37H22ZM32 39V38H31ZM37 39H39V38H37ZM66 39V40H67ZM78 39V38H77ZM88 39V38H87ZM133 39V38H132ZM131 39V40H132ZM161 39V38H160ZM204 39H206V38H204ZM247 39V38H246ZM0 40V41H1ZM55 41L53 42V44L52 45H55L56 46V39H54ZM73 40V39H72ZM84 40H86L85 38H84ZM134 40V39H133ZM219 40V42L222 44V42ZM252 40H254V39H252ZM259 39H257L255 42H257ZM261 40V39H260ZM4 41V40H3ZM6 41V40H5ZM13 41V40H12ZM69 41L67 42L68 44H69ZM80 41H81V39H80ZM123 41V40H122ZM207 41H208V39H207ZM217 41V40H216ZM227 41V40H226ZM242 41V40H241ZM244 41V40H243ZM242 41V42H243ZM8 42V41H7ZM6 42V43H7ZM10 42V41H9ZM14 42H15V40H14ZM21 42V41H20ZM50 42H52V41H50ZM63 42V41H62ZM73 42H74V40H73ZM85 42V41H84ZM83 42V43H84ZM99 42V41H98ZM130 42V41H129ZM210 42V40L208 41V42H206V41H204V44L206 43V45H207V43H209ZM215 41L213 40L212 41V43H214ZM12 43V42H11ZM10 43V44H11ZM25 43H28V41L27 42H25ZM24 43V44H25ZM60 43V42H59ZM65 45H66V42H63ZM81 44H82V42H80ZM216 43H218V41L216 42ZM245 44H246V42H244ZM249 43H250V41H249ZM260 43V42H259ZM2 44V43H1ZM4 44V43H3ZM8 44V43H7ZM6 44V45H7ZM9 44V45H10ZM13 44H15V43H13ZM19 44V42L17 43V45ZM24 44L22 45V46H24ZM48 44H49V42H48ZM68 44H67V49L69 50V48H68ZM86 44V43H85ZM203 44V45H204ZM210 44H211V42H210ZM221 44H219V45H221ZM224 44V43H223ZM244 44V45H245ZM250 44H252V43H250ZM75 45H76V43H75ZM78 45V44H77ZM76 45V46H77ZM98 45H100L99 43H98ZM120 45V44H119ZM202 45V46H203ZM205 45V46H206ZM217 45V44H216ZM218 45V48H220L221 46H219ZM2 47H4L3 45H1ZM0 46V49H1V51H2V49H4V48H2ZM15 46V45H14ZM22 46L20 47V50H21V48H22ZM27 46H28V44H27ZM31 47L33 46V44L32 45H30ZM36 45L34 44V47H35ZM60 46H61V44H60ZM80 46V48H84V47H82V45H79ZM78 46V47H79ZM83 46H85L84 44H83ZM88 45H86V47H87ZM190 46V45H189ZM208 46V45H207ZM211 46V45H210ZM213 46V45H212ZM248 46H249V44H248ZM252 46V45H251ZM8 47V46H7ZM6 47V48H7ZM40 47V46H39ZM48 47V46H47ZM70 47V46H69ZM190 47H193V46H190ZM224 47V46H223ZM227 47V46H226ZM233 47V46H232ZM24 48H26V46L24 47ZM71 48H73V47H71ZM89 48V47H88ZM202 48V47H201ZM203 48H204V46H203ZM202 48V50H204ZM206 48H208V47H206ZM210 48V47H209ZM212 48V47H211ZM210 48V51H215V50H213V49H211ZM213 48H214V46H213ZM217 48V47H216ZM253 48L254 49H256V46H253ZM263 48H264V46H263ZM13 49V48H12ZM19 48H16L15 50H18ZM39 49V48H38ZM42 50H43V48H41ZM57 49H58V47H57ZM65 49V48H64ZM63 49V50H64ZM101 49V48H100ZM177 48H175V50H176ZM181 49V48H180ZM193 49L195 50V48L193 47ZM221 49V48H220ZM219 49V50H220ZM222 49H224V48H222ZM231 49V48H230ZM8 50H10V48H8ZM19 50V51H20ZM24 50V49H23ZM25 50H27V48L25 49ZM48 50V49H47ZM46 50V51H47ZM66 50V49H65ZM86 50V48L84 49V51ZM132 50V49H131ZM153 50H155V49H153ZM163 50H165V49H163ZM170 50H171V48H170ZM175 50H173V51H175ZM178 50H179V48H178ZM225 50H226V48H225ZM225 50H222L221 52H223V51H225ZM229 50V49H228ZM233 50V49H232ZM231 50V51H232ZM249 50V49H248ZM12 50H10V54H9V51H8V55L9 56H11L13 53L11 52ZM48 51H50V49L48 50ZM53 51V50H52ZM58 51V50H57ZM90 51V50H89ZM88 51V52H89ZM101 51V50H100ZM120 51V50H119ZM130 51V50H129ZM128 51V52H129ZM149 51H151V50H149ZM159 51V50H158ZM182 51H184V49H182ZM181 51V52H182ZM186 51L187 50H185V54H187L186 53ZM207 51H209V50H207ZM230 51V50H229ZM229 51H227L226 53L227 54H225L224 53V56H223V59H224V61H223V59L222 58H220V56H218V55H214L213 53L214 52H212V54L211 53H207L206 52V50H205V52H206V54L208 55H204L205 54V52H203L202 51V54H201V52H199V51H196L195 50V54H197L196 52H198V54L197 55H199V53L201 54L200 55V59L198 58V59H195L194 58V56H192L191 54V57L189 56V55H187V57L189 56L190 58H189V60H191L192 59V57L195 59H192L193 61H190V63L192 62V63H196V64H198V62L200 63L201 62V64H202V62L203 61H205V62H207V63H209V64H211L212 65V63H210L211 61L212 62H215V64H218V63H216V62H218V61H222V70L220 71V70H218L217 71V69L215 70L214 69V67H215V64H213L212 65V67L210 66L209 68L211 69L210 70V72L208 73V71L205 73L204 71H203V73H205V74H203L201 71L199 72V73H202V74H199V73H197L195 76H191V78L189 79V77L188 78H186V79H184L185 80V82L184 83H186V82H188V83H186L187 85H189V83H190V85H195V87L194 88H190V87H188L186 84V86H184V90L186 91V89H185V87H187L188 89H190L191 91H192V89H195V88H197V86L199 87V89L198 90H203V87H205V86H208L209 84H215L214 82H218V81H223L224 80V82H228V81H230V82H228L227 84H225V86H224V91H226V92H228V90L229 89H234L235 88V86L237 87V89L239 90V89H242V90H245V91H247L248 89L249 90H251V92H252V90H257V88L258 87H260L261 85H262V81L260 82V79H262V78H259V79H257V77L256 76H258V75H256V76H254V74H251L250 72H249V74L246 72V71H243L241 74L239 73V75H238V73H237V71H236V73H237V75L235 74V72L234 73H232L228 68H230L231 66H229V64L228 63H230V62H228V61H225V60H227V58H226V56L225 55H227V57L229 56L228 54H229ZM238 51V50H237ZM240 51V50H239ZM252 51V50H251ZM250 51V52H251ZM18 52V51H17ZM39 53H41L40 52V50L38 51ZM68 52V51H67ZM67 52H64V53H62V54H66ZM77 53V51H73V53ZM88 52H87V54H88ZM154 52H156V51H154ZM165 52H166V50H165ZM170 52V51H169ZM219 52V51H218ZM232 52H234V51H232ZM1 53V52H0ZM6 53V55H7V52H2V54H5ZM18 53H22V52H18ZM24 53V52H23ZM39 53H37V56H38V54ZM44 53V52H43ZM52 53V52H51ZM50 53V54H51ZM125 53V52H124ZM129 53H131L132 54V52H129ZM137 53H139V52H137ZM145 53V52H144ZM177 53H179V52H177V50H176V55H177ZM217 53V52H216ZM237 53V52H236ZM15 54L17 55V53L15 52ZM14 54V55H15ZM25 54H26V52H25ZM30 54V53H29ZM52 54H54V53H52ZM51 54V55H52ZM58 54H59V52H58ZM69 54H71V53H69ZM69 54H67L68 56H70ZM84 54V53H83ZM130 54V55H131ZM133 54H135V52L133 53ZM132 54V55H133ZM151 54V53H150ZM156 54V53H155ZM158 54V53H157ZM172 54V53H171ZM174 54V57H176L175 56V53H173ZM181 54V53H180ZM184 54V55H185ZM189 54V53H188ZM230 54H232L231 52H230ZM240 54V53H239ZM238 54V55H239ZM6 55H4V56H6ZM24 55V54H23ZM35 55V54H34ZM33 55V56H34ZM46 55H48V54H46ZM45 55V56H46ZM51 55H49L50 57H51ZM61 55V54H60ZM77 55H78V53H77ZM76 55V56H77ZM88 55H90V54H88ZM138 55H140V54H138ZM153 55V54H152ZM170 55V54H169ZM182 56H183V54H181ZM234 55H235V53H234ZM233 54L232 55H230V56H233V58H237V57H235ZM237 55V56H238ZM242 55V58H246L247 60H249L250 59V57L252 56H256L257 54L255 53V51L253 50V52H251V53H245L244 51H243V54H241ZM241 55H240V58H241ZM22 56V55H21ZM25 56V55H24ZM41 56H42V54H41ZM54 56V55H53ZM55 56H57L56 54H55ZM65 56V55H64ZM74 56V55H73ZM75 56V57H76ZM137 56V55H136ZM146 56V55H145ZM154 56V55H153ZM167 56V55H166ZM12 57V56H11ZM11 57H10V60L9 61H13L12 59H11ZM16 57V56H15ZM64 60L66 59V60H69V59H67V57L66 58H64L63 57V55L61 56ZM61 57H59V59L61 58ZM87 57V56H86ZM139 57V56H138ZM143 57V56H142ZM148 57V56H147ZM158 57V56H157ZM179 57V56H178ZM183 57H186V55L185 56H183ZM182 57V58H183ZM239 57V56H238ZM0 58H3V56H0ZM23 58V57H22ZM26 58V57H25ZM24 58V59H25ZM36 58V57H35ZM46 58V57H45ZM51 58H53V57H51ZM50 58V59H51ZM57 59V63H58V57H56ZM62 58H61V60H62ZM69 58V57H68ZM70 58H71V56H70ZM74 58V57H73ZM77 58V57H76ZM80 58H83V57H80ZM120 58V57H119ZM127 58H131L130 56L129 57H127ZM221 60H220V59ZM232 58V57H231ZM232 58V59H233ZM5 59V58H4ZM3 59V60H4ZM9 59V58H8ZM13 59H15L14 57H13ZM32 59V58H31ZM48 59V58H47ZM54 60H55V58H53ZM51 60L52 62L54 61V60ZM133 59H135V58H132V61H133ZM166 59H168L169 60V58H167L166 57ZM170 59H171V57H170ZM174 58H172V60H173ZM179 59H180V57H179ZM183 59H186V58H183ZM188 59V58H187ZM219 59V60H218ZM3 60H1V61H3ZM18 60H20V59H18ZM28 60V59H27ZM26 60V61H27ZM60 60V61H61ZM65 60V61H66ZM89 60V59H88ZM119 60V59H118ZM124 60V64L126 65V63L125 62H127V61H125V59H123ZM131 60V59H130ZM137 60H138V62H139V58H137ZM142 60V59H141ZM145 61H147V59H144ZM151 60V59H150ZM162 60H163V58H162ZM165 60V59H164ZM176 60V59H175ZM189 60H187V61H189ZM196 60H198V61H196ZM29 61V60H28ZM60 61H59V63H60ZM63 61V60H62ZM70 61H72V60H69L67 63L68 64H70L71 62ZM78 61V60H77ZM92 61V60H91ZM143 61V60H142ZM178 61V60H177ZM180 61V60H179ZM178 61V62H179ZM182 61V60H181ZM187 61H185V62H187ZM196 61V62H195ZM250 61L252 62V61H255L257 64H258V62H261V63H264V55H261V56H259V57H255V58H253V59H250ZM4 62V61H3ZM2 62V63H3ZM15 62H17V61H15ZM21 62V61H20ZM24 62V61H23ZM50 62V61H49ZM66 62H64V63H66ZM84 62H86V61H84ZM84 62H79V63H84ZM158 62V61H157ZM174 62V61H173ZM183 62V61H182ZM223 62L225 63L226 62V64L224 65V67H223ZM250 62V63H251ZM254 62V64H256ZM1 63V62H0ZM9 64H10V62H8ZM13 63V62H12ZM30 63V62H29ZM28 63V64H29ZM36 63V62H35ZM40 63H42V62H40ZM44 63V62H43ZM57 63H54V64H57ZM62 63V62H61ZM63 63V64H64ZM66 63V64H67ZM78 63V64H79ZM131 64H132V62H130ZM134 63V62H133ZM180 63V62H179ZM191 63V64H192ZM204 63V62H203ZM220 64H221V62H219ZM243 63H245V62H243ZM7 64V62H4V65H6ZM15 64V63H14ZM14 64H11L12 66L14 65ZM51 63H49V65H50ZM62 64V65H63ZM65 64V65H66ZM73 64V63H72ZM86 64V63H85ZM85 64H83V65H85ZM90 64V63H89ZM88 64V65H89ZM120 64H122L121 63V61H120ZM136 64V63H135ZM148 64H150L151 65V63H148ZM156 64H159V62L158 63H156ZM181 64V63H180ZM183 64V63H182ZM186 64V63H185ZM188 64H189V62H188ZM195 64V65H196ZM201 64H199V66L201 65ZM208 64V65H209ZM230 64H232V62L230 63ZM235 64V63H234ZM247 64H249V62L247 63ZM253 64V65H254ZM256 64V65H257ZM2 65V64H1ZM8 65V64H7ZM30 65V64H29ZM32 65V64H31ZM45 65H48L47 63L45 64ZM82 65V66H83ZM91 65H93V64H91ZM153 65V64H152ZM194 64H193V66H195ZM205 65V64H204ZM204 65L202 64L201 66H203L204 67ZM240 65V64H239ZM251 65V64H250ZM16 66V65H15ZM19 66H20V64H19ZM44 66V65H43ZM51 66V65H50ZM57 66H60L59 64L57 65ZM76 66H78V65H76V63L73 65V66H71V67H73V68H75ZM79 66H81L80 64H79ZM78 66V67H79ZM121 66V65H120ZM122 66H123V64H122ZM128 66H130V64L128 65ZM135 66H137V68L138 69H141L142 67H138L139 65H138V63L135 65ZM141 66V65H140ZM148 66V65H147ZM155 66V65H154ZM170 66H172V65H170ZM178 66V65H177ZM177 66H175L176 68H178ZM188 66H190V65H188ZM206 66V65H205ZM220 66V65H219ZM243 66V65H242ZM242 66H240V67H242ZM249 66V65H248ZM260 66V65H259ZM1 67H3V66H1ZM6 67H8V66H6ZM10 67V66H9ZM42 67V66H41ZM52 67H54L53 66V64H52ZM65 67V66H64ZM63 66L62 67H60V69H62V68H64ZM70 67V66H69ZM85 66H83V68H81V69H85L84 68ZM88 67H91V66H88ZM124 67V66H123ZM133 67V66H132ZM145 68H146V66H144ZM149 67V66H148ZM153 67V66H152ZM173 67V66H172ZM172 67H171V69H172ZM180 67V66H179ZM186 67H187V65H186ZM198 67V66H197ZM206 67H208V66H206ZM239 67V66H238ZM237 67V68H238ZM244 67V66H243ZM246 67V66H245ZM244 67V68H245ZM255 67V66H254ZM257 67V66H256ZM16 68H17V66H16ZM19 68V67H18ZM33 68V67H32ZM51 68V67H50ZM118 68V67H117ZM126 68V67H125ZM136 68V69H137ZM174 68V67H173ZM199 68V67H198ZM212 68L214 69V70H212ZM216 68V67H215ZM234 68H235V66H234ZM234 68L232 67V69L234 70ZM237 68H235V69H237ZM11 69V68H10ZM19 69H21V68H19ZM30 69V68H29ZM44 69V68H43ZM47 69H48V67H47ZM68 69V68H67ZM67 69H65L67 72H68V70ZM79 69V68H78ZM77 69V70H78ZM91 69V68H90ZM90 69H88V70H90ZM127 69V68H126ZM136 69H135V71H136ZM154 69V68H153ZM159 69V68H158ZM175 69V68H174ZM184 69H185V67H184ZM195 69V68H194ZM202 69H204V68H202ZM208 69V68H207ZM206 69V70H207ZM239 69H241V68H239ZM248 69V68H247ZM5 70H6V68H5ZM12 70V69H11ZM22 70H23V68H22ZM21 70V71H22ZM46 70V69H45ZM63 70V69H62ZM71 70V69H70ZM74 70H76V69H74ZM80 70V69H79ZM87 70V71H88ZM118 70V69H117ZM131 70V69H130ZM142 70H144V68H142ZM157 70V69H156ZM156 70H154V72L153 73H156L157 71ZM161 70V69H160ZM168 70H169V67H168ZM168 70H165V71H168ZM179 70V69H178ZM188 70V69H187ZM192 70V69H191ZM198 70V69H197ZM205 70V69H204ZM238 70V69H237ZM245 70V69H244ZM253 70V69H252ZM251 70V71H252ZM255 70H256V68H255ZM259 70V69H258ZM264 70V69H263ZM10 71V70H9ZM8 71V72H9ZM14 71V70H13ZM24 71H25V67H24ZM31 71H33V70H31ZM30 71V73H32ZM43 71V70H42ZM41 71V72H42ZM47 71V70H46ZM52 72H53V70H51ZM58 71V70H57ZM64 71V70H63ZM84 71V70H83ZM94 71V70H93ZM134 71V70H133ZM138 71V70H137ZM161 71H164L163 69L161 70ZM161 71H160V74H161V76H162V73H161ZM164 71V73H166ZM173 71V70H172ZM176 73H177V71L176 70H174ZM180 71H181V68H180ZM185 71V70H184ZM193 71V70H192ZM196 71V70H195ZM241 71V70H240ZM250 71V70H249ZM261 71V70H260ZM25 72H27V71H25ZM45 72V71H44ZM48 72H50V71H48ZM47 72V73H48ZM65 72V71H64ZM63 72V73H64ZM74 72V71H73ZM73 72H71V74H72V76H74V77H76L75 75H77V78L75 79L74 78V80H78V73L77 74H75V73H73ZM86 72V71H85ZM92 72V71H91ZM122 72V71H121ZM130 72H132V71H130ZM169 72V71H168ZM167 72V73H168ZM179 72V71H178ZM190 72V71H189ZM246 72V73H245ZM256 72V71H255ZM43 73V72H42ZM47 73H45V75L47 74ZM83 73V72H82ZM103 73V72H102ZM124 73H126L125 71H124ZM129 73V72H128ZM136 73V72H135ZM140 73V72H139ZM151 73V72H150ZM158 73V72H157ZM170 73V72H169ZM171 73H173V72H171ZM181 73V72H180ZM183 73V72H182ZM185 73V72H184ZM183 73V74H184ZM188 73V71H186V74ZM196 73V72H195ZM194 73V74H195ZM208 73V74H207ZM259 73V72H258ZM8 74H10V73H8ZM8 74H7V77H8ZM38 74V73H37ZM36 74V75H37ZM40 74V73H39ZM49 74V73H48ZM67 74H69V73H67ZM71 74H69V75H71ZM85 74H87L88 75V73H85ZM175 74V73H174ZM174 74L172 75L173 77H174ZM199 74V75H198ZM224 74H226V75H228V76H230L231 78H228L227 79V77L224 75ZM233 74H234V76H233ZM262 74V73H261ZM13 75V74H12ZM26 75V74H25ZM25 75H24V77H25ZM36 75H34V77L36 76ZM44 75V74H43ZM42 75V76H43ZM81 75H83V74H81ZM90 75V74H89ZM97 75V74H96ZM119 75H121L120 73L118 74V76ZM122 75H124L123 73H122ZM121 75V76H122ZM177 75V74H176ZM180 75V74H179ZM193 75V74H192ZM241 75V76H240ZM260 75V74H259ZM2 76V75H1ZM15 76V75H14ZM22 76H23V74H22ZM30 75H28V77H29ZM40 76V75H39ZM54 76V75H53ZM52 76V77H53ZM56 76V75H55ZM63 75L61 74V77H62ZM65 76V75H64ZM92 76V75H91ZM91 76H89V78H91ZM100 76V75H99ZM120 76V77H121ZM164 76H167V75H164ZM163 76V77H164ZM169 76H170V74H169ZM183 76V75H182ZM182 76H181V78H182ZM255 78H254V77ZM10 77V76H9ZM19 77V76H18ZM28 77H25V78H28ZM41 77V76H40ZM48 77V76H47ZM69 77H71V76H69ZM85 78H87L86 76H84ZM95 77V76H94ZM124 77L127 79L128 78V76L126 77V75H124ZM124 77H122V79L124 78ZM132 77V79H134L133 78V76H131ZM177 77H179V76H177ZM176 77V79H178ZM184 77V76H183ZM258 77H260V76H258ZM261 77H262V75H261ZM1 78V77H0ZM11 78H12V76H11ZM10 78V79H11ZM43 78V77H42ZM46 78V77H45ZM44 78V79H45ZM56 78V77H55ZM58 78V77H57ZM62 78H64V77H62ZM129 78H130V76H129ZM165 78V77H164ZM167 78V77H166ZM181 78H180V80H181ZM3 79V78H2ZM9 79V78H8ZM17 79V78H16ZM21 79V78H20ZM20 79H18L19 81H20ZM36 78H34V80L32 79L31 80V78L29 79V80H31V81H29V83H28V85H29V87H30V84H32L33 82L32 81H36L35 80ZM43 79V80H44ZM47 79V78H46ZM79 79H80V77H79ZM82 79H84V78H81L80 79V81L82 80ZM92 79V78H91ZM100 79V78H99ZM131 79V78H130ZM129 79V80H130ZM153 79V78H152ZM160 79V78H159ZM187 79H188V81H187ZM5 80V79H4ZM13 80V79H12ZM22 80H24V78L22 79ZM38 80V79H37ZM52 80V79H51ZM66 80V79H65ZM147 80H150V78H148ZM146 80V81H147ZM157 80H158V78H157ZM164 80V79H163ZM183 78H182V82H181V85L183 84ZM226 80V81H225ZM7 81V80H6ZM27 81V79H25L24 80V84H25V82ZM41 81V80H40ZM63 81V80H62ZM79 81V82H80ZM84 81V80H83ZM88 81H92V80H87V84H88ZM125 81V80H124ZM140 81H143V80H140ZM145 81V80H144ZM151 81V80H150ZM167 81V80H166ZM170 81V80H169ZM49 82V81H48ZM63 82H65V81H63ZM62 82V83H63ZM86 82V81H85ZM85 82H82L83 83V85L82 84H79L78 86H80L81 85V89L79 88V87H77L76 88V86L75 85H77L76 83H75V85H70L72 88L70 89V90H72L73 89V87L75 86V90L76 91H81V92H83V87L82 86H84V83ZM139 82V81H138ZM152 82H155V80H153ZM158 84H159V82L158 81H156ZM175 82H177V81H175ZM175 82L173 83L174 85H175ZM7 83H9V80H8V82ZM15 83V82H14ZM20 83H21V81H20ZM19 82L17 83L16 82V84H20ZM37 83H39V82H37ZM41 83V82H40ZM39 83V84H40ZM46 83V82H45ZM51 83H53V82H51ZM78 83V82H77ZM81 83V82H80ZM100 83V82H99ZM117 83H118V81H117ZM116 83V84H117ZM122 84H123V82H121ZM130 83H131V80H130ZM140 83V82H139ZM150 83V82H149ZM166 83V82H165ZM177 83H179V82H177ZM176 83V84H177ZM2 84V83H1ZM5 84V83H4ZM24 84H22L21 83V85H24ZM26 84H27V82H26ZM48 84V83H47ZM61 84V83H60ZM59 84V85H60ZM66 84H68V83H66ZM74 84V83H73ZM86 84V83H85ZM85 85V86H88V85ZM145 84H147V83H145ZM152 84V83H151ZM156 84V83H155ZM154 84V87H156V85ZM168 84H169V82H168ZM208 84V85H207ZM12 85H13V83H12ZM12 85H10V86H12ZM21 85H19V86H21ZM50 84H48V86H49ZM59 85H57L58 87H59ZM128 85H129V83H128ZM162 85V84H161ZM178 85H180V84H178ZM176 86L175 85V87H177V89H175L176 91L179 89L178 87L179 86ZM216 85V84H215ZM0 86H2V85H0ZM5 86V85H4ZM3 86V88H5ZM13 86H15V85H13ZM34 86V85H33ZM84 86V87H85ZM92 86H94V85H92ZM120 86H121V84H120ZM124 86V85H123ZM152 86V85H151ZM169 86V85H168ZM183 86H181V88L183 87ZM203 86V87H202ZM212 86V85H211ZM219 86V85H218ZM233 86H234V88H233ZM262 86H264V84L262 85ZM261 86V87H262ZM18 87V86H17ZM16 87V88H17ZM23 87L24 86H21V88L23 89ZM26 87V86H25ZM28 87V88H29ZM63 87V86H62ZM65 87V86H64ZM101 87V86H100ZM146 87H148L149 88V86H146ZM154 87H153V89L152 90H154ZM162 87H164L163 85H162ZM161 87V88H162ZM174 87V86H173ZM215 87V86H214ZM240 87V88H239ZM2 88V89H3ZM32 88V87H31ZM34 89L33 90H35V88H37V87H33ZM48 88V87H47ZM66 89L68 88V86H66L65 87ZM83 88V89H82ZM88 88V87H87ZM94 88V87H93ZM131 88V87H130ZM135 88V87H134ZM172 88V87H171ZM228 88V89H227ZM264 88V87H263ZM6 89H9V88H7L6 87ZM14 89H15V87H14ZM22 89H20V87H19V89H17V92H15V93H18V90H20V93H21V91H22ZM38 89H39V86H38ZM53 89H55V88H53ZM117 89V88H116ZM132 89V88H131ZM151 89V88H150ZM149 89V90H150ZM158 89H159V87H158ZM163 89V88H162ZM165 89V88H164ZM163 89V90H164ZM173 89V88H172ZM206 89V88H205ZM215 89V88H214ZM227 89V90H226ZM236 89V88H235ZM259 89V88H258ZM10 90H12V89H10ZM16 90V89H15ZM23 90H25V88L23 89ZM40 90V89H39ZM51 90V89H50ZM67 90H69V88L67 89ZM69 90V91H70ZM75 90H73V92L75 91ZM88 90V89H87ZM133 90V89H132ZM142 90V89H141ZM149 90H147V91H149ZM151 90V91H152ZM197 90V89H196ZM210 90H212V89H210ZM241 90V91H242ZM248 90V91H249ZM260 90V89H259ZM4 91V90H3ZM8 91V90H7ZM56 91V90H55ZM62 91V90H61ZM131 91V90H130ZM135 91V90H134ZM189 91V90H188ZM223 91V92H224ZM244 91V92H245ZM263 90H261V92H262ZM5 92V91H4ZM3 92V93H4ZM10 92V91H9ZM35 92V91H34ZM37 92H38V90H37ZM36 92V93H37ZM47 92H49L48 90H47ZM57 92V91H56ZM55 92V93H56ZM65 92V91H64ZM84 92H85V90H84ZM83 92V93H84ZM120 92V91H119ZM150 92V91H149ZM154 92H156V90H154ZM193 92V91H192ZM200 93V91H197L196 93ZM243 92V91H242ZM2 93V92H1ZM8 93V92H7ZM14 93V92H13ZM13 93L12 94H9V95H13ZM19 93V94H20ZM39 93V92H38ZM37 93V94H38ZM41 93V92H40ZM44 93H45V91H44ZM51 93H52V91H51ZM53 93H54V91H53ZM80 93V92H79ZM83 93H80V95H82ZM121 93H123V92H121ZM121 93L119 94L120 96H121ZM128 93V92H127ZM134 93V92H133ZM132 93V94H133ZM151 93H153V92H151ZM162 93V92H161ZM183 93H184V91H183ZM209 93H210V91H209ZM213 93V92H212ZM211 93V94H212ZM23 94V93H22ZM25 94H27L26 92H25ZM24 94V95H25ZM30 94V93H29ZM37 94H35V96L37 95ZM47 94V93H46ZM68 94V93H67ZM66 94V95H67ZM70 94V93H69ZM71 94H72V92H71ZM75 94H78V93H75ZM85 94H87V93H84V95ZM94 94V93H93ZM117 94V93H116ZM138 94V93H137ZM147 94V93H146ZM155 94V93H154ZM221 94V93H220ZM264 94V93H263ZM5 95V94H4ZM33 95V94H32ZM43 95V94H42ZM47 95H50V96H52L51 94H47ZM56 96H57V94H55ZM64 95V94H63ZM84 95H82V96H84ZM129 95V94H128ZM127 95V96H128ZM166 95V94H165ZM197 95V94H196ZM2 96V95H1ZM16 96H18V95H16ZM38 96H39V94H38ZM45 96V95H44ZM43 96V97H44ZM71 96H74V95H71ZM71 96H70V98H71ZM76 96V95H75ZM122 96L124 97L125 96V94L123 95L122 94ZM130 96H131V94H130ZM134 96V95H133ZM136 96V95H135ZM140 96V95H139ZM142 96H144V95H142ZM149 96V95H148ZM206 96H208V95H206ZM223 96V95H222ZM229 96H233V98L234 97H236L237 95L236 94H230ZM228 96V97H229ZM241 97L242 95H238V97ZM7 97V96H6ZM5 97V98H6ZM13 97V96H12ZM15 97V96H14ZM21 97V96H20ZM45 97H47V96H45ZM67 97V96H66ZM69 97V96H68ZM78 97V96H77ZM77 97L75 98L76 100H77ZM115 97L116 98H118L119 96L118 95H115ZM150 97V96H149ZM226 97H227V95H226ZM9 98L10 97H8L7 98V100H6V103H4L5 105H8V106H11V104H13L12 103V99L10 98V102H7V101H9ZM25 98H26V95H25ZM39 98V97H38ZM41 98V97H40ZM65 98V97H64ZM74 98V97H73ZM79 99V107H80V99H83V97L81 98V96L80 97H78ZM121 97H119V99H120ZM124 98H126V96L124 97ZM136 98H138V97H135V99H134V101L136 100ZM144 98H147V97H144ZM205 98V97H204ZM20 99V98H19ZM22 99V98H21ZM30 99H33L34 100V98H32L31 97V95H30ZM57 99H58V97H57ZM90 99V98H89ZM113 99H115L114 97H113ZM118 99V100H119ZM122 99V98H121ZM120 99V100H121ZM142 99V98H141ZM206 99V98H205ZM231 99H232V97H231ZM234 99H237V98H234ZM240 100H241V98H239ZM239 99H237V100H234V101H232V102H230V99H229V101H227L228 102V104H229V106H228V108L230 107H234L235 108V105H237L236 103H241V102H243L242 100H241V102L240 101H238ZM17 100V98L14 100V101H16ZM28 100H29V98H28ZM37 100H39V99H37ZM41 100V99H40ZM47 100H49V99H47ZM61 100V99H60ZM71 100V99H70ZM69 100V101H70ZM75 100V101H76ZM117 100V99H116ZM119 100V101H120ZM126 100H128V103L129 104H131L130 102L132 101V100H129V99H125V101ZM149 100V99H148ZM174 100V99H173ZM224 100V99H223ZM3 99H2V101H0V102H2L3 103ZM36 101V100H35ZM52 101V100H51ZM65 101V100H64ZM63 101V102H64ZM68 101V100H67ZM66 101V102H67ZM75 101H74V106H75ZM82 101H84L85 102V99L84 100H82ZM111 101V100H110ZM118 101V102H119ZM123 101V100H122ZM133 101V102H134ZM140 101V100H139ZM144 101V100H143ZM142 101V102H143ZM177 101V100H176ZM176 101H174V102H176ZM180 101H182V100H180ZM179 101V102H180ZM207 101H208V99H207ZM226 101H224L225 103H226ZM26 101H25V99L23 100V104L25 103ZM34 102V101H33ZM38 102V101H37ZM36 102V103H37ZM41 102H43V101H41ZM46 102V101H45ZM54 102V101H53ZM57 102H59V101H57ZM56 102V103H57ZM78 101H76V103H77ZM112 102H114V101H112ZM138 102V101H137ZM149 102V101H148ZM160 102V101H159ZM171 102V101H170ZM246 102H248V101H246ZM30 103H32V102H30ZM29 103V101H28V104H30ZM40 103V102H39ZM47 104H50V100H49V103L48 102H46ZM46 103H44V104H46ZM111 103V102H110ZM127 103V102H126ZM135 103V102H134ZM134 103H133V105H134ZM141 103V102H140ZM153 103V102H152ZM152 103H150V104H152ZM155 103V102H154ZM154 103H153V105H154ZM221 103V102H220ZM219 103V104H220ZM249 104H250V102H248ZM3 104V106L5 107V105ZM17 105L19 104V103H16ZM26 104H27V102H26ZM25 104V106H23L24 108H26L27 107V105ZM42 104V103H41ZM59 104H62V103H59ZM65 104V103H64ZM71 104H73V102L71 103ZM115 104H117V103H114V107H117L118 105H115ZM136 104V103H135ZM145 104V103H144ZM148 104V103H147ZM148 105V106H151V105ZM178 104V103H177ZM176 104V105H177ZM184 104V103H183ZM183 104H181L182 106H183ZM207 104V103H206ZM211 104V103H210ZM227 103H226V105H228ZM22 104L20 103V106H21ZM40 105V104H39ZM54 105V104H53ZM52 105V106H53ZM70 105V104H69ZM81 105H83V103H81ZM113 105V104H112ZM132 105V106H133ZM160 105H162V103L160 104ZM187 105V104H186ZM197 105H198V102H197ZM204 105H205V103H204ZM231 105H234V106H231ZM246 105V104H245ZM251 105H253L252 103H251ZM0 106H2V104L0 105ZM2 106V107H3ZM20 106H16L15 107V105L14 106H11V111H10V107H5V108H8L7 110L8 111H6V114H4L5 113V108H1L0 109V113H3L2 115H0V262H2V260H5L6 258H8L10 255H12L13 254V252L15 251L16 252V248H13L14 246H18L19 248H20V246L22 247V248H20V249H22V250H18L19 251V255L17 256V259H13V260H11V261H8V263L7 264H82V263H87L88 261H93V260H95L94 261V264L96 263H108V262H113V264H131L132 262H133V260H132V255H133V251L135 250V249H139V248H146L147 247V243H148V241H146V240H144V241H146L145 243L143 242V241H141V239L139 238V234H140V231H134L135 233H137L138 235L136 236V234H129V233H127L128 231H130V229L132 228L131 227V223H132V221H134V219H136V221L138 222V226L141 224V225H144V224H142L143 222H142V220H144L143 218L145 217V219L146 220H148V221H150L151 220V217L155 214V213H157V210H160V208L159 207H157V209H155V210H151V208L152 207H149L148 206V209H147V207L146 208H144V207H140V208H137V207H134V206H132V205H130V206H127V205H123L122 203H125V202H122V200L123 199H126V196L128 195V194H126V195H124V196H122V197H120V198H117V199H113V200H110V201H103V203H105V204H102V206H101V204L98 206L97 204V206L98 207H100L98 210H104V211H96V212H94L93 213V215H89L86 219H84V220H79V221H77V222H72V224H71V226H68V221L66 220V214L65 215H63V214H61V215H63L62 217H60L61 215H60V213H59V211H61V210H58L59 208H65V205H64V207H63V204H64V202H65V200L66 199H68V196H66V199L64 198V194L66 193V191L69 189L68 188V186L70 185V179H72V181H75V180H73V178H67V180L69 181H67V180H65V177H67L66 175L68 174V172L71 174H74L75 173V171H73L75 168H76V166H74L75 168H71V169H67V168H69V167H71V166H73V164H76L75 162H76V160H77V158L78 157H80L81 158V156H83L82 154H84L85 152H84V149H82L81 147L83 146V145H81L82 143V141H81V137L82 136H80V135H82L81 134V130H80V128L78 129V125L76 126V127H73V125L74 124H72V123H70V124H72V126H70L71 128H73V134H72V136L71 135H69V138L72 140L73 138V140L72 141H70L69 142V139H65V140H67L68 142V144H70V145H68L67 143L65 144V140L63 139V138H60V140L61 139H63V142L64 143H62V142H60L59 141V139H58V137H61L62 136V134H61V136L59 135V136H56L55 138H57V140L60 142V144L61 145H66L67 147L68 146H72L73 144L72 143H75V141L74 140H76V145L74 144V147L73 148H71V147H68V149L69 148H71V149H69V150H72L73 151V153H75V155L74 154H72V151H71V156L69 155V153H68V151L69 150H67L66 149V147L64 148V149H66L67 150V152H66V156H68L69 158L67 159V157L65 156V159L67 160H65V159H63V153H65V151L62 149L61 150V148H63V146L61 147V145H60V149L59 150H61L60 152V154H59V157L62 159V163L60 162V165H57L58 166V168H56L57 166L54 164L56 161L55 160H53V161H51V157H53V156H51L50 157V154L52 153V155L53 154H55V156H57L56 155V153H54V152H52V149L54 148V147H56V146H51V147H53L52 149H51V147H50V149H51V152H50V154H48V157L46 156V158H43V159H45V160H47L48 161V163L50 164V165H55V168L57 169V171L59 170L60 171V173L62 172L63 174H64V172L65 171H67L66 172V174H64L65 175V177H62V176H64L62 173V176H59L60 178H58V174H60V173H58V174H56L55 173V168L53 169V170H55V171H53L56 175L54 176V174H53V172H51V170H52V168L50 169V165H47V163H45L44 165H42L44 162L43 161H41L42 159V157H45V156H43V154L42 153H38L37 151H39L38 149L40 148L41 149V146H47L46 144H48V143H46L45 145L43 144L42 145V143L44 142H42V140H43V138L45 137V136H43V138H41V137H37V138H35V136L33 135V134H35L36 135V130L33 132V124L31 125V126H29V125H27V126H24V122L25 123H27L26 122V120H27V118H25L26 117V115L24 116V114H22L23 115V118H19L18 117V115H17V113H19V110H16L17 109V107L18 108H20ZM33 106V105H32ZM36 106V105H35ZM59 106H61V105H58V107ZM63 106H65V105H63ZM73 106V107H74ZM76 106L78 107V104H76ZM146 106L147 105H145V108H146ZM155 106H156V104H155ZM173 106H175V105H173ZM195 106H196V103H195ZM223 106H225L224 104H223ZM223 106H221V107H223ZM23 107H22V109H23ZM28 107H31V106H29L28 105ZM27 107V108H28ZM34 107V106H33ZM33 107H31V108H33ZM37 107V106H36ZM40 107V106H39ZM43 107H45L44 105H43ZM62 107V106H61ZM60 107V108H61ZM112 107V106H111ZM171 107H172V105H171ZM180 107V106H179ZM200 107H201V105H200ZM204 106H202V108H203ZM226 108H227V106H225ZM12 108H14V111H13V109ZM46 108H48V107H46ZM46 108H43V109H46ZM56 108V107H55ZM59 108V109H60ZM69 108V107H68ZM81 108H82V106H81ZM84 108V107H83ZM82 108V109H83ZM130 108V107H129ZM133 108H136V105H134L133 107H132V109ZM141 108H142V106H141ZM151 108H153V106H151ZM159 108H161V107H159ZM176 108V110L178 109L177 107H175ZM181 108V107H180ZM201 108V109H202ZM208 108V109H207ZM206 109H204L203 111H198V113H199V115L201 114V112H202V115H203V118L204 117H206V118H204V119H206V120H210L209 121V123L210 122H212L213 123V119L211 120L210 119V117H212L211 115H210V117H208L207 118V115L208 114H205V113H209L210 114V110L209 109H211V113L212 112H215V111H212V108H210L209 106L207 107ZM225 108V109H226ZM232 108V109H230L231 110V115H233V112L232 111H237V112H234V113H238V110L240 109L239 107L238 108ZM259 108V107H258ZM41 109H42V106H41ZM40 109V110H41ZM63 109V108H62ZM62 109H61V111H62ZM119 109V108H118ZM147 109V108H146ZM145 109V110H146ZM154 109V108H153ZM153 109H151V112H152V110ZM164 109V108H163ZM163 109H162V111H163ZM166 109V108H165ZM164 109V110H165ZM200 109V110H201ZM234 109V110H233ZM236 109H238V110H236ZM34 110H36V109H34ZM54 111L55 109H49V111ZM65 110V109H64ZM67 111H68V109H66ZM71 110V109H70ZM73 110V109H72ZM76 110V109H75ZM113 110H115V109H113ZM121 110V109H120ZM138 110V109H137ZM144 110V108H142V111ZM160 110V109H159ZM169 110V109H168ZM182 110H184V107H183V109ZM181 109L179 110V111H182ZM214 110V109H213ZM243 111H242V113L240 112V114H243L244 112H247V111H244V109H242ZM248 110V109H247ZM264 110V109H263ZM2 111V112H1ZM11 113H10V112ZM24 111H26V109H24ZM30 111V112H29ZM29 111H27V112H29L30 114H32L31 113V110L29 109ZM46 111V110H45ZM47 111H48V109H47ZM52 111V112H53ZM82 111V110H81ZM136 111V110H135ZM147 111H150V110H147ZM147 111H146V113L145 114H148L147 113ZM154 112H153V114H155V110H153ZM222 111V113L223 112H225V110L223 111V110H221ZM240 111H241V109H240ZM256 111V110H255ZM259 111V110H258ZM10 113L9 115H8V113ZM14 112V114H12ZM16 112V113H15ZM21 112H23V110L21 111ZM37 112H40V111H37ZM56 112V111H55ZM59 113H60V110L58 111ZM80 112V111H79ZM84 112V111H83ZM86 112V111H85ZM84 112V113H85ZM90 112V111H89ZM114 112V111H113ZM116 112V111H115ZM123 112V111H122ZM137 112V111H136ZM151 112H149V114L148 115H151ZM160 112H161V110H160ZM167 112V111H166ZM171 112V111H170ZM169 112V113H170ZM177 112V114L179 113L178 111H176ZM183 112V111H182ZM182 112L180 113V114H182ZM186 112V111H185ZM203 112H204V114H203ZM249 113H250V111H248ZM41 113V112H40ZM58 113V114H59ZM66 113V112H65ZM75 113H77V112H75ZM87 113V112H86ZM112 113V112H111ZM121 113V112H120ZM143 113V112H142ZM157 113V112H156ZM162 113V112H161ZM164 113H165V111H164ZM163 113V114H164ZM171 113H173V112H171ZM186 113H188V115H190L191 114V111H190V114H189V112H186ZM194 113V111H192V115H196L195 113H197L196 111H195V113ZM252 114L254 113V112H251ZM260 113V112H259ZM21 114V113H20ZM36 114V113H35ZM57 114V115H58ZM69 114H70V112H69ZM68 114V115H69ZM79 114H81V113H79ZM79 114H78V118H79ZM95 114V113H94ZM126 114V113H125ZM135 114V113H134ZM140 114H141V111H140ZM140 114H137V116H139L138 118H140V117H143V116H140ZM163 114H162V116H163ZM166 114V113H165ZM225 114V113H224ZM245 115H247L246 113H244ZM255 114V113H254ZM3 115H5V116H3ZM11 115H13V116H11ZM16 115H17V117H16ZM47 115V114H46ZM50 115V114H49ZM53 116L52 117H54V114H52ZM61 115V114H60ZM60 115H58V116H60ZM71 115H72V112H71ZM74 115L75 114H73V117H74ZM90 115H91V113H90ZM111 115V114H110ZM116 115V114H115ZM130 115V114H129ZM148 115H145V116H148ZM156 115V114H155ZM160 115V114H159ZM167 115V114H166ZM169 115V114H168ZM192 115H191V117H192ZM198 115V114H197ZM196 115V116H197ZM202 115L201 116H197L198 118L199 117H202ZM257 115H258V112H257ZM21 116V115H20ZM27 116H30L29 114L27 115ZM58 116H57V118H58ZM63 116V115H62ZM67 116V115H66ZM65 116V117H66ZM92 116H93V114H92ZM113 116V115H112ZM121 116V115H120ZM119 116V117H120ZM133 116V115H132ZM154 116V115H153ZM157 116H158V114H157ZM185 117L186 116V114L183 112V115H182V117ZM196 116H194V117H196ZM209 116V115H208ZM226 116V115H225ZM40 117V116H39ZM52 117H51V119H52ZM91 117V116H90ZM94 117V116H93ZM111 117V116H110ZM109 117V118H110ZM127 117V116H126ZM159 117V116H158ZM167 117V116H166ZM172 116H170V118H171ZM178 117H179V115H178ZM189 118L190 120L192 119V118H190L189 116H186L185 118ZM227 117V116H226ZM16 118V119H15ZM35 118V117H34ZM33 117H32V120L34 119ZM36 118L37 119H39L37 116H36ZM35 118V119H36ZM48 118H50V117H48ZM47 118V119H48ZM62 118H64V117H62ZM61 118V119H62ZM114 118H116V116L114 117ZM121 118V117H120ZM128 118V117H127ZM131 118V117H130ZM151 118H152V116H151ZM153 118H155V117H153ZM167 118H169V117H167ZM169 118V120H172V119H170ZM13 119H15V120H13ZM36 119V120H37ZM41 119V118H40ZM43 119V118H42ZM47 119H45V120H47ZM65 119V118H64ZM63 119V120H64ZM83 119H84V117H83ZM94 119V118H93ZM111 119V118H110ZM126 119V118H125ZM141 119V118H140ZM143 120L145 119V118H142ZM157 119H159V118H157ZM156 119V120H157ZM163 119V118H162ZM179 119H182V118H179ZM31 120V121H32ZM69 120V119H68ZM74 120H76V119H73V121ZM79 120V119H78ZM82 120V119H81ZM108 120V119H107ZM122 120V119H121ZM143 120H141V121H143ZM146 120H148L147 119V117H146ZM153 120V119H152ZM197 121H198V119H196ZM200 121H202L203 119L201 118V119H199ZM42 121H44V120H42ZM54 121V120H53ZM57 121V120H56ZM126 121V120H125ZM124 121V122H125ZM141 121H139V122H141ZM164 121V120H163ZM174 121V120H173ZM183 121H186L185 123H186V125H188L187 123H189V122H187V121H189L188 119L187 120H184V118H183ZM182 121V122H183ZM192 121V120H191ZM14 122V123H13ZM19 122V123H18ZM29 122H30V120H29ZM48 122V121H47ZM58 122H59V120H58ZM61 123H62V120L60 121ZM77 122V121H76ZM113 122H115L116 123V121L115 120H113L112 121V123ZM144 122H146L147 123V121H144ZM155 122V121H154ZM154 122H150L151 123V125L154 123ZM161 122H162V120H161ZM172 122V121H171ZM202 122H206L205 120H203ZM31 123V122H30ZM55 123V122H54ZM78 123V122H77ZM109 123V122H108ZM111 123V122H110ZM115 123L112 125V126H114L113 127V131L114 132H116V134H117V137L119 136V138L121 137V135H118L119 133H120V130H119V127L117 126V124L115 125ZM138 123V122H137ZM156 123V122H155ZM154 123V124H155ZM158 123V122H157ZM175 123V122H174ZM184 123V122H183ZM10 124H13V125H11L12 126V128H13V130H12V128H11V126H10ZM39 124L40 125H42V123H38L37 124V122H36V125L37 126H39ZM59 124V128L60 127H63L62 125L60 126V123H58ZM80 124V123H79ZM122 124H124L125 125V123H122ZM127 124V123H126ZM141 124V123H140ZM139 124V125H140ZM145 124V123H144ZM168 124V123H167ZM167 124L165 125L164 124V126H167ZM172 124V123H171ZM191 124V126H193V127H195V126H197L196 124H193V122L192 123H190ZM193 124V125H192ZM218 124V123H217ZM35 125V126H36ZM43 125H44V127H45V122L43 123ZM42 125V126H43ZM66 125V124H65ZM75 125H76V123H75ZM74 125V126H75ZM148 125H149V123H148ZM158 125V124H157ZM162 125V123H160V126ZM169 125V124H168ZM173 125V124H172ZM171 125V126H172ZM185 125V124H184ZM185 125V126H186ZM219 125V124H218ZM41 126V127H42ZM55 126H56V123H55ZM69 126V125H68ZM82 126V125H81ZM109 126V125H108ZM116 126V127H115ZM126 126V125H125ZM135 126H136V124H135ZM143 125H141V127L140 128H143L142 127ZM153 126H155V125H153ZM163 126V127H164ZM178 126V125H177ZM177 126H175L176 128H177ZM181 126V125H180ZM212 126H215V125H212ZM11 129H10V128ZM40 127V126H39ZM70 127H68V128H70ZM118 127V128H117ZM121 127H124L123 125L122 126H120V128ZM131 127V126H130ZM130 127L128 128V126H127V129L129 130L130 129ZM220 127H223L222 125L220 126ZM219 127V128H220ZM9 128V129H8ZM49 128V127H48ZM64 128H65V126H64ZM63 128V130H65ZM71 128H70V130H71ZM82 128V127H81ZM107 128H109V127H107ZM110 128H111V130H112V127H111V124H110ZM126 128V127H125ZM154 128V127H153ZM158 129L156 130V131H158L159 130V127H157ZM173 128V127H172ZM182 128V127H181ZM196 128V127H195ZM214 128V127H213ZM224 128H229V127H226V126H224ZM224 128H222V129H224ZM51 129V128H50ZM76 129V130H75ZM123 129V128H122ZM136 129V128H135ZM139 129V128H138ZM144 129V128H143ZM143 129H141L142 131L141 132H143L144 130ZM150 129H152V128H150ZM169 129H170V127H169ZM168 129V130H169ZM178 129H180V128H178ZM178 129H176V130H178ZM183 129H185V128H183ZM182 129V130H183ZM187 129V128H186ZM10 130V131H9ZM39 130V129H38ZM37 130V131H38ZM48 130V129H47ZM52 130V129H51ZM58 130V129H57ZM69 130V129H68ZM88 130V132L90 131L89 129H87ZM117 130H118V133H117ZM124 130V129H123ZM145 130H146V128H145ZM153 130V129H152ZM40 131V130H39ZM39 131H38V134H39ZM46 130H44V132H45ZM53 131V130H52ZM54 131H55V128H54ZM59 131V130H58ZM57 131V132H58ZM79 132V133H77V132ZM108 131V130H107ZM110 131V130H109ZM108 131V132H109ZM138 132L140 131V129L139 130H137ZM162 131V130H161ZM164 131H167V129L166 130H163V132ZM173 131V130H172ZM180 131V130H179ZM61 132H64V131H61ZM112 132V131H111ZM110 132V133H111ZM114 132H112L114 135H115V133ZM123 132V131H122ZM134 132H136L135 130H134ZM141 132H139V133H141ZM146 132V131H145ZM213 132H215L214 130H213ZM212 132V133H213ZM42 133V132H41ZM40 133V134H41ZM51 133V132H50ZM68 133V132H67ZM70 134H71V132H69ZM68 133V134H69ZM137 133V132H136ZM147 133V132H146ZM159 133H162V132H159ZM170 132L168 131V133L167 134H169ZM171 133H177L176 131H174V132H171ZM170 133V134H171ZM184 132H182L181 134H179V137H182V136H180V135H182ZM185 133H189L190 134V132H185ZM210 133H211V130H210ZM47 134H49L48 132H47ZM66 134V133H65ZM75 134V135H74ZM88 134V133H87ZM107 134V133H106ZM122 134V133H121ZM124 134V133H123ZM166 134V133H165ZM174 134V135H175ZM205 134V133H204ZM206 134H208L207 136H209V132H207ZM205 134V135H206ZM43 135H44V133H43ZM46 135V134H45ZM56 135H58V134H56ZM76 135H78V136H76ZM91 135V134H90ZM90 135H87L88 137L90 136ZM108 135V134H107ZM106 135V136H107ZM109 135H111V134H109ZM107 136V137H109L110 139L112 138V139H114L115 137H112L113 135H111V137L110 136ZM130 135H132V134H130ZM134 135H137L138 136V134H134ZM143 135H146V134H142L141 135V137L143 136ZM147 135H149V134H147ZM158 134H157V132H156V136H157ZM160 135V134H159ZM173 134L170 136V138L169 137H167L168 135H166V137H167V141H168V138L170 139V140H172L173 142H176L177 144H179V146L183 143L181 140H183V139H181L180 140V138L178 137V135H177V137H176V135L174 136ZM188 135V134H187ZM42 136V135H41ZM50 136V135H49ZM74 136V137H73ZM85 136V135H84ZM129 136V135H128ZM162 135H160V136H157V139H158V137H159V139L160 138H163V136L161 137ZM190 136V135H189ZM207 136L205 137V138H207ZM48 137V136H47ZM63 137V136H62ZM80 137V138H79ZM86 137V136H85ZM101 137V136H100ZM116 137V138H117ZM133 137V136H132ZM148 137V136H147ZM154 137V136H153ZM186 137V136H185ZM188 137V136H187ZM203 137H204V135H203ZM202 137V138H203ZM213 137V136H212ZM211 136H210V138H212ZM219 137V136H218ZM66 138H67V136H66ZM116 138H115V140H116ZM119 138H117L118 140H116L117 142H118V144L119 143H123V145H126L127 146V144L125 143L124 144V142L123 141H125V140H123V138H121V140L122 141H119L120 139ZM133 138H135V137H133ZM144 138V137H143ZM146 138V137H145ZM183 138H184V134H183ZM188 138H190V137H188ZM188 138H186V139H188ZM196 138H197V136H196ZM200 138L201 137H198V140L197 141H199L200 140ZM205 139L204 140V144H202L203 146L204 145H206V143H209V142H211L212 143V140H213V138L212 139ZM214 138H215V136H214ZM217 138V137H216ZM39 140V141H35L36 142V144H37V146H40L38 149H37V151H35V148H36V144H35V142H34V145H32V141H34V140ZM79 139H80V141L81 142H79ZM88 139V138H87ZM111 139V140H112ZM138 140L139 139H141L140 138V136H138V138H137ZM150 139V138H149ZM152 139V138H151ZM155 139V138H154ZM159 139H158V141H159ZM56 140V139H55ZM109 140V139H108ZM108 140H105L106 142L108 141ZM134 140V139H133ZM145 140V139H144ZM147 140V139H146ZM153 140V139H152ZM166 139H165V135H164V140H162V142L163 141H165ZM189 140V139H188ZM196 140H194V142L196 141ZM203 140V139H202ZM208 140H209V142H208ZM211 140V141H210ZM216 140V139H215ZM42 143H41V142ZM46 141H47V138H46ZM48 141H50V137H49V140ZM47 141V142H48ZM62 141V140H61ZM78 141V142H77ZM113 141V140H112ZM155 141V140H154ZM167 141H165V143L167 142ZM184 141H185V138H184ZM192 141V139L190 140V142ZM196 141V142H197ZM72 142V143H71ZM115 142V141H114ZM113 142V143H114ZM116 142V143H117ZM126 142H128V140L126 141ZM138 142V141H137ZM145 142V141H144ZM162 142H160L161 144H162ZM172 142V143H173ZM189 141H186V143H188ZM189 142V144L191 145V144H193V141H192V143H190ZM195 142V143H196ZM39 143H40V145H39ZM45 143V142H44ZM56 143V142H55ZM79 143H81L80 145H79ZM108 143V142H107ZM110 143H112V142H110ZM116 143H114V145H116ZM121 143V144H122ZM140 143H142V142H140ZM150 143H151V140H150ZM157 143V142H156ZM159 143V144H160ZM164 143V144H165ZM168 143V142H167ZM171 143V142H170ZM175 143V145L177 146V144ZM218 143V142H217ZM57 144V143H56ZM77 144L79 145L78 147H77ZM129 144H131V142L129 143ZM146 144H148L147 142H146ZM161 144H160V146H161ZM163 144V145H164ZM169 144V143H168ZM168 144H165L166 146L168 145ZM213 144V143H212ZM107 145V144H106ZM114 145H112V144H110L109 145V148L110 149H114L113 147H114ZM134 145H136V144H134ZM134 145H132V146H134ZM141 145H143V147H145L146 145L143 143V144H141ZM150 146H152L151 144H149ZM155 145V144H154ZM165 145L162 147V148H164L165 147ZM172 145V144H171ZM184 145H186L185 143L184 144H182V146H180V147H183ZM189 145V146H190ZM201 145V144H200ZM209 145V144H208ZM207 145V146H208ZM215 145V144H214ZM110 146H112V148L110 147ZM121 146V145H120ZM129 146V145H128ZM127 146V147H128ZM131 146V145H130ZM149 146V147H150ZM174 146V145H173ZM187 146V145H186ZM210 146V145H209ZM209 146H208V148H209ZM216 146V145H215ZM48 147V146H47ZM85 147V146H84ZM107 147V146H106ZM104 148V149H108V152H107V150H104V151H106L107 153L106 154H109V151H111L109 148ZM116 147V146H115ZM140 147V146H139ZM142 147V148H143ZM169 147V149H167L168 151H170V148L172 149V147L170 146V144H169V146H167V148ZM185 147V146H184ZM192 147H193V145H192ZM256 147V146H255ZM46 148V147H45ZM45 148H44V150H42V151H45ZM58 148V147H57ZM77 148V149H76ZM117 148V147H116ZM115 148V150H117ZM129 148V147H128ZM134 148V147H133ZM160 148V147H159ZM176 148V147H175ZM208 148H206L205 147V149L207 150H205V151H203L202 153H204V152H208V150L210 151V149H208ZM31 149H33V150H31ZM43 149V148H42ZM83 150V152H81V151H79V150ZM100 149H101V147H100ZM150 149H151V147L148 149L149 151H150ZM176 149H178V151L180 152V149L181 148H178V146H177V148ZM213 149V148H212ZM256 149V148H255ZM255 149H252V151H255ZM55 150H58V149H54L53 151H55ZM123 150V149H122ZM125 150H126V148H125ZM131 150V149H130ZM136 150H138L137 148L135 149V151ZM143 150H145V149H143ZM155 150V149H154ZM166 150V149H165ZM187 150V149H186ZM41 151V152H42ZM48 150H46V152H47ZM77 151H78V153H77ZM100 151H102V150H99V152ZM114 151V150H113ZM113 151H111V153L113 152ZM148 151V153H150ZM168 151H166V152H168ZM176 151V150H175ZM174 150H173V152L172 153H176ZM183 151V150H182ZM185 151V150H184ZM182 152V153H185V152ZM189 151V150H188ZM187 151V154L188 153H192V152H188ZM196 151V150H195ZM257 151V150H256ZM255 151V152H256ZM79 152L81 153L80 154V156H79ZM90 152V151H89ZM117 151H115L114 153H116ZM120 152V151H119ZM133 152H134V150H133ZM137 152H139V150L137 151ZM163 152H165V151H163ZM179 152H177L176 153V155L179 153ZM201 151H199V153L198 154H196V155H198V156H200V154L201 155H203L202 153H200ZM58 153V152H57ZM76 153H77V155H76ZM91 153V152H90ZM104 153V152H103ZM111 153L109 154L110 156H111ZM127 153V152H126ZM129 153V152H128ZM140 154H141V152H139ZM143 153V152H142ZM155 153H157V151L155 152ZM159 153V152H158ZM194 153V152H193ZM246 154H247V151L245 152ZM249 153V152H248ZM253 153V152H252ZM252 153H249V155L250 154H252ZM86 154V153H85ZM87 154H88V152H87ZM120 154H122V153H120ZM134 154H136L137 155V153H134ZM146 154V153H145ZM163 154V153H162ZM180 154V153H179ZM204 154H206V153H204ZM42 155V157L40 158L39 156H41ZM73 155V156H72ZM114 155V154H113ZM116 155V154H115ZM127 155V154H126ZM131 155V154H130ZM133 155V154H132ZM132 155H131V157H132ZM153 155V154H152ZM165 155H166V153H165ZM168 155H170V153H168ZM174 155V154H173ZM183 155V154H182ZM77 156V157H76ZM86 156V155H85ZM90 156H91V154H90ZM97 156H98V154H97ZM97 156H96V160H97ZM138 156V155H137ZM143 156V155H142ZM149 156V155H148ZM160 156V155H159ZM164 156V154L162 155V157ZM172 156V155H171ZM50 157V158H49ZM59 157H56L55 159H58ZM72 157L75 159H72ZM76 157V158H75ZM113 157V156H112ZM116 157V156H115ZM122 157V156H121ZM151 157V156H150ZM165 157V156H164ZM163 157V158H164ZM169 157V156H168ZM174 157H175V155H174ZM177 157V156H176ZM175 157V158H176ZM79 158V159H80ZM104 158H106V157H104ZM120 158V157H119ZM144 158V157H143ZM156 158V157H155ZM171 158V157H170ZM30 160V161H32L33 162V164L32 163H28V160ZM34 159V160H33ZM53 159V158H52ZM60 159V160H61ZM74 160V161H70V160ZM84 159H85V157H84ZM87 159H88V157H87ZM130 159V158H129ZM138 159H140V158H138ZM148 159H149V157H148ZM244 159V158H243ZM245 159H247L246 157H245ZM27 160V162H25ZM44 160V161H45ZM49 160H50V162H49ZM59 160V161H60ZM65 162H64V161ZM95 160V159H94ZM108 160V159H107ZM157 160V159H156ZM167 160V159H166ZM173 160V159H172ZM171 160V161H172ZM59 161H58V163H59ZM79 161H81V160H79ZM79 161H78V163H79ZM103 161H106V160H104L103 159ZM110 161V160H109ZM121 161H123V160H121ZM127 161H129V160H127ZM141 161V160H140ZM155 161V160H154ZM163 161H165V160H163L162 159V162ZM173 161H175V160H173ZM246 161V160H245ZM24 162L28 165H31V166H27L26 164H24ZM41 162H43L42 164H41ZM84 162V161H83ZM88 162H89V159H88ZM116 162H118V161H116ZM115 161H113V164H109L110 166L111 165H114V163L115 164H117ZM142 162V161H141ZM67 163H69V164H67ZM73 163V164H72ZM81 163V162H80ZM79 163V164H80ZM120 163V162H119ZM126 163V162H125ZM139 163V162H138ZM137 163V164H138ZM146 163V162H145ZM144 163V164H145ZM150 163H152V162H150ZM62 164V165H61ZM66 166H65V165ZM82 164V163H81ZM86 164H88L87 162H86ZM104 164H105V162H104ZM121 164V163H120ZM119 164V165H120ZM126 164H128V163H126ZM129 164H131V163H129ZM156 163H154V165H155ZM64 165V166H63ZM69 167H68V166ZM90 165H91V163H90ZM123 165V164H122ZM131 165H133V164H131ZM148 165V164H147ZM157 165V164H156ZM228 165V164H227ZM46 167V168H44V167ZM47 166H49V168L47 169ZM80 166V165H79ZM79 166L77 167V168H79ZM103 166V165H102ZM105 166V165H104ZM104 166H103V168H104ZM107 166H108V163H107ZM106 166V167H107ZM138 166V165H137ZM137 166H134V168L135 167H137ZM226 166V165H225ZM21 167H23L22 168V170L20 169ZM60 167H61V169H62V171H61V169H60ZM63 167V168H62ZM65 167V168H64ZM81 167V166H80ZM109 167V166H108ZM107 167V168H108ZM114 167H117V166H113V168ZM123 167V166H122ZM126 167V166H125ZM125 167H123V169H121V170H125V172H126V170L127 169H124ZM155 167H157V166H155ZM18 168V169H17ZM88 168V167H87ZM110 168V167H109ZM118 168V167H117ZM131 169H132V166L130 167ZM142 168H145V167H142ZM148 168V167H147ZM146 168V169H147ZM223 168V167H222ZM19 169L21 170L20 172H22L21 174H19ZM43 169H46V172L43 170ZM65 169H67V170H65ZM84 170H85V168H83ZM131 169H130V171H131ZM153 169V168H152ZM157 169V168H156ZM214 169H217V168H214ZM220 169V168H219ZM218 169V170H219ZM24 170V171H23ZM79 169H77V171H78ZM111 170H112V167H111ZM111 170H108L107 172V174H110L111 172H109V171H111ZM116 170V169H115ZM115 170H112V171H115ZM118 170V169H117ZM116 170V172L115 173H118V171ZM120 170V171H121ZM48 171V172H47ZM56 171V172H57ZM80 171V170H79ZM86 171H87V169H86ZM96 171V170H95ZM100 171H101V169H100ZM120 171H119V173H120ZM133 171H135V170H133ZM133 171H131V172H133ZM141 171H143V170H141ZM148 171V170H147ZM24 172V173H23ZM51 172V173H50ZM82 172V171H81ZM99 172V171H98ZM105 171L103 170V173H104ZM208 172V171H207ZM206 172V173H207ZM213 171H211L210 170V173H212ZM79 174H77V175H81V173L80 172H78ZM102 173V174H103ZM119 173L117 174V175H115L116 177L117 176H119ZM129 173V172H128ZM141 173V172H140ZM145 173V172H144ZM205 173V174H206ZM209 173V174H210ZM60 174V175H61ZM69 174V175H70ZM122 173H120V175H121ZM124 174H126V173H124ZM123 174V175H124ZM132 174V173H131ZM146 174V173H145ZM209 174H207V175H209ZM68 175V176H69ZM84 175H85V173H84ZM136 175V174H135ZM107 175H105V177H106ZM112 176V175H111ZM111 176H107V178H106V181L105 180H102V182L103 181H105L103 184H107V188H106V184L104 185V186H102V187H104V189L106 188L107 189V191L109 190V189H111L112 187H114V185H116V183H114V185H113V183H109L110 181H111V179H113ZM69 177H72V176H69ZM74 177V176H73ZM77 177V176H76ZM84 177H87V176H84ZM111 177V178H110ZM127 177H129V176H127ZM63 178V179H62ZM109 178H110V180H109ZM118 178V177H117ZM117 178H115V181H117L116 179ZM121 178H123V176L122 177H120V178H118V179H121ZM124 178H126V177H124ZM25 179V180H24ZM79 179V178H78ZM83 179V178H82ZM81 179V180H82ZM99 179H100V177H99ZM60 180H62V181H60ZM83 180H85V178L83 179ZM107 180H109V182H107ZM196 181L198 180V179H195ZM63 181H65V182H63ZM119 181V180H118ZM121 181V180H120ZM188 182L190 181V180H187ZM62 182V183H61ZM84 182V181H83ZM82 182V183H83ZM100 182V181H99ZM112 182V181H111ZM122 182V181H121ZM184 182V181H183ZM182 182V183H183ZM186 182V181H185ZM193 182V181H192ZM64 183H66V184H64ZM81 183V182H80ZM86 183V182H85ZM84 183V184H85ZM118 183V182H117ZM71 184H73L74 186H76L73 182L71 183ZM78 184V183H77ZM88 184V183H87ZM109 184H112V187L110 188L108 185ZM119 184H121V183H119ZM119 184H117L118 186L117 187H120L121 188V186H119ZM186 184V183H185ZM188 184V183H187ZM61 185H63V189H58L61 193H58V195L60 194V196L62 197H60V196H55V197H49V195H50V193H55V195H56V193L58 192V191H56L57 190V188H60L61 187ZM72 185V186H73ZM81 185V184H80ZM97 185V184H96ZM64 186H65V189H64ZM67 186V187H66ZM71 186V187H72ZM73 186V187H74ZM79 186V185H78ZM81 186H84V185H81ZM81 186H79L80 187V189H82L81 188ZM98 186V185H97ZM95 187V188H99V186L98 187ZM100 186H101V184H100ZM186 186H188V185H186ZM72 187V188H73ZM84 187H87L88 188V185L87 186H84ZM108 187H109V189H108ZM183 187V186H182ZM185 187V186H184ZM182 188L183 189V191H182V193L184 192V190H186L185 188ZM189 187V186H188ZM62 188V187H61ZM76 188V187H75ZM114 188H116V187H114ZM113 188V189H114ZM181 188V187H180ZM180 188H179V190H180ZM198 188V187H197ZM196 188V189H197ZM200 188V187H199ZM246 188V187H245ZM71 189V188H70ZM80 189H78V191L80 190ZM84 189H86V188H84ZM83 189V190H84ZM104 189L102 188L101 190H102V192H103V199L105 200V196L106 195H104V193H106L107 191H104ZM181 189V190H182ZM191 189V188H190ZM82 190V191H83ZM88 190V189H87ZM92 190V189H91ZM101 190H98L97 189V192H99L98 193V195L100 194V191ZM173 190V189H172ZM172 190H170V191H172ZM180 190V191H181ZM69 191V190H68ZM75 191V193H77L78 191L75 189L74 190ZM77 191V192H76ZM81 190L78 192L79 193V195L77 194V195H75V197L73 198L72 196V198H69V199H72L73 201H74V199L75 198H77L78 200H81V198L83 199L84 198V193L82 194V193H80V192H82ZM180 191H176V193L178 194H176V193H173L174 194V197L177 195L179 198H178V200L176 199V202H177V205H178V211L180 210V212L179 213H182L181 211H183V216H184V214H187L188 215V217L190 216V214L192 215L191 217H194V215L198 212V211H202V210H198V208L199 209H201L199 206H201V207H208V208H213V207H211V205H205L203 202L201 203V201H199V200H201V198H198L199 197V193H198V195L196 196V194H197V192H196V194H194V190H192V192L193 193H191V191H190V193H187V190L185 191V193L181 196V194H180V196H179V193H180ZM65 192V193H64ZM73 191H71V193H72ZM84 192H85V190H84ZM175 192V191H174ZM188 192H189V188H188ZM68 193V192H67ZM70 193V194H71ZM187 193V194H186ZM47 194H49L48 196H47ZM62 194V195H61ZM82 196H81V195ZM102 194V193H101ZM176 194V195H175ZM51 195H53V194H51ZM66 195V194H65ZM73 195H74V193H73ZM88 195V194H87ZM90 195L92 196V194L90 193ZM94 195V194H93ZM201 195V194H200ZM54 196V195H53ZM79 196H81V198H78ZM100 197L102 196V195H99ZM61 199H60V198ZM70 197V196H69ZM96 197V196H95ZM98 197V196H97ZM96 197V198H97ZM171 197H173L172 195H171ZM198 199H197V198ZM50 198H53V200L55 201H57V202H55V203H57V205L53 202V200H51ZM54 198H57V199H54ZM86 198V197H85ZM85 198L83 199V200H85ZM95 198V199H96ZM177 198V197H176ZM65 199V200H64ZM75 200L76 201V203H74V204H80V203H78L77 201L78 200ZM90 199H91V197H90ZM94 199V197H92V200ZM99 199H101V198H99ZM169 199H171L170 197H169ZM168 199V200H169ZM60 200H62V201H64L63 203H62V205H60L61 204V202L62 201H60ZM72 200H71V202H72ZM98 200V199H97ZM175 200V199H174ZM174 200L172 201L173 202V204H174ZM203 200V199H202ZM59 201H60V203H59ZM82 201V200H81ZM87 201H89V199L87 200ZM204 201V200H203ZM229 201V200H228ZM53 202V203H52ZM80 202V201H79ZM97 202H99V201H97ZM121 202V203H120ZM166 202H167V200H166ZM172 202H171V200H170V203L172 204ZM176 202H175V204H176ZM227 202V201H226ZM68 203H69V200H68ZM67 203V200H66V204H68ZM84 203V202H83ZM82 203V204H83ZM91 203V202H90ZM95 203H96V201H95ZM100 203H102V202H100ZM116 203H120L119 205H117ZM168 203V202H167ZM167 203L165 204V202H163V204H165V205H163V206H165V207H162V210L164 211L165 209L164 208H167V210H165V212L166 213H168V212H171L170 210H171V208L173 209V206H175V204L171 207V204H169V205H167ZM49 204H51V205H49ZM54 206H53V205ZM70 204V203H69ZM85 205V203L83 204V206ZM91 205H93L92 203H91ZM90 205V206H91ZM205 205V206H204ZM43 206V207H42ZM56 206V207H55ZM58 206H60V207H58ZM75 206H77V205H75ZM83 206H82V208H83ZM157 206V205H156ZM155 206V207H156ZM58 207V208H57ZM73 207V206H72ZM72 207H69L70 209H68V207L66 206V209H68V210H71V208ZM79 207V206H78ZM198 207V208H197ZM218 207V206H217ZM42 208H44V209H42ZM175 208H176V206H175ZM198 210H196V209ZM216 208V207H215ZM42 209V210H41ZM53 209H55V210H53ZM66 209H64V211L63 212H65V210ZM152 209H154V208H152ZM182 209V210H181ZM206 209V208H205ZM217 209V208H216ZM218 209H219V207H218ZM217 209V210H218ZM51 210H53V211H51ZM57 210H58V212H57ZM73 210V209H72ZM75 210V209H74ZM161 210V211H162ZM175 211H176V209H174ZM174 210H172V211H174ZM194 210L196 211V212H194ZM210 209H208V211H209ZM55 211H56V213H58L60 216H58L56 213H55ZM152 211H154L155 213H153ZM178 211H176V213H178ZM204 211V212H203ZM202 211V213H205V211H207V209L206 210H203ZM53 212L55 213V215L53 214ZM73 211H71V213H72ZM210 212V211H209ZM212 212V211H211ZM61 213H62V211H61ZM65 213H67V211L65 212ZM76 213V212H75ZM153 213V214H152ZM178 213V214H179ZM199 214H200V212H198ZM198 213H197V215H198ZM50 214H53L52 216L50 215ZM77 214V213H76ZM174 214V213H173ZM194 214V215H193ZM59 217L58 219L59 220H56V219H54V218H57V216ZM75 215V214H74ZM157 215V214H156ZM181 215V214H180ZM180 215H178V216H180ZM201 215V214H200ZM51 216V217H50ZM141 216H143L142 218H141ZM175 215H173V217H174ZM186 216V215H185ZM184 216V217H185ZM196 216V215H195ZM73 217V216H72ZM72 217H69L68 216V218H72ZM150 219H149V218ZM168 217V216H167ZM172 217V218H173ZM184 217H182V221H183V218ZM187 217V216H186ZM187 217V218H188ZM49 218H51V219H49ZM139 218H141V219H139ZM175 218H176V216H175ZM180 218V220H181V216L179 217ZM190 218V217H189ZM192 219V218H191ZM138 220H140V224H139V221ZM146 220H145V222H146ZM173 220V219H172ZM176 220V219H175ZM58 221V222H57ZM147 221V222H148ZM54 222H57L56 224H54ZM144 222V223H145ZM178 222H180L179 220H178ZM184 222H186L185 221V218H184ZM134 223H135V225H133V226H136V222L134 221ZM133 223V224H134ZM177 223V222H176ZM188 223V222H187ZM180 224H182V222L180 223ZM70 225V224H69ZM183 225V224H182ZM129 226L131 227L130 229H129ZM185 226V225H184ZM186 227V226H185ZM137 228V227H136ZM186 228H188V230L189 229H191L190 228V226H188V227H186ZM126 229H129V230H126ZM132 230H134V229H132ZM131 230V232H133ZM184 230H185V228H184ZM192 230V229H191ZM190 230V231H191ZM182 231H183V229H182ZM130 232V233H131ZM225 232H226V230H225ZM159 233H160V231H159ZM181 233V232H180ZM216 233V232H215ZM163 234V233H162ZM162 234H159V237H160V235H162ZM223 234V233H222ZM221 234V235H222ZM217 235H218V233H217ZM228 235V234H227ZM87 238V240H90V249L88 250V251H86V252H84V253H82L81 255H80V253L79 252H76L75 251V249L73 248V243H72V241H70L69 240V238H71V237H74V239H75V237H77V238ZM133 236H136L135 237V239L134 238H132ZM33 237V238H32ZM138 237V239H140L139 241H140V246H137L136 244L134 245V243L136 242V238ZM223 237V236H222ZM143 238V237H142ZM163 237H161L160 239H162ZM73 239V238H72ZM135 241H134V240ZM144 239V238H143ZM218 239V238H217ZM223 239V238H222ZM227 239V238H226ZM156 240V239H155ZM159 241V242H158ZM162 240H159V238H158V240H157V242L158 243H156V241H155V244H153V247L155 248V245H157L156 246V248H158V249H163L164 247H163V245H164V239H163V241L161 242ZM149 244V243H148ZM166 245V244H165ZM150 246V245H149ZM17 247V248H18ZM12 248L13 249H15L14 251L12 250ZM148 248V247H147ZM147 248L145 249V250H147ZM150 248V247H149ZM148 248V249H149ZM9 249V250H8ZM12 250V252H10L11 250ZM151 249V248H150ZM149 249V250H150ZM203 249V248H202ZM9 251V254L7 255V253H6V251ZM148 250V251H149ZM4 251H5V253H4ZM17 251V252H18ZM160 251V250H159ZM162 252V251H161ZM5 254V255H4ZM75 255H77L78 257H79V259L76 261V259H75ZM162 255V254H161ZM2 256H3V259H2ZM7 256V257H6ZM13 257H15V256H13ZM162 257V256H161ZM134 258H135V256H134ZM2 259V260H1ZM160 259V258H159ZM106 261H108V262H106ZM136 261V260H135ZM134 261V262H135ZM77 262V263H76ZM134 262H133V264H134ZM161 263V262H160ZM185 263V262H184ZM254 263V262H253ZM111 264V263H110ZM168 264V263H167ZM179 264V263H178ZM258 264V263H257Z\"/></svg>", "mask_w": 264, "mask_h": 264}]
</instances>
